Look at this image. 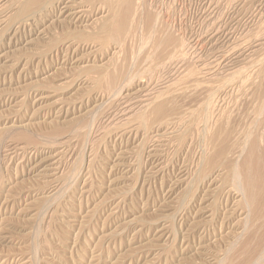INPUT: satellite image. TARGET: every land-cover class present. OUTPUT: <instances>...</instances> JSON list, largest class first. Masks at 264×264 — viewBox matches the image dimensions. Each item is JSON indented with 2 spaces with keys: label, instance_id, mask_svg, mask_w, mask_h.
<instances>
[{
  "label": "rangeland",
  "instance_id": "rangeland-1",
  "mask_svg": "<svg viewBox=\"0 0 264 264\" xmlns=\"http://www.w3.org/2000/svg\"><path fill=\"white\" fill-rule=\"evenodd\" d=\"M144 1H146V2H144ZM148 1V2H147ZM157 1V2H156ZM227 1V2H226ZM251 2H248V0H244V3L247 5H245L244 3H243V0H142V2H143V4L145 3V5H144V7H145V9L147 10V8L149 7V8H151L150 10H151V12H156V11H158V12H156V14H158V16L160 15V17H161V15H162V17H163V15H164V17H163V19L165 18V21L164 20H162L161 19V21H162V24L165 26V24H166V28L168 29V28H171L170 30L171 31H173V35L175 34V36L180 40V42L182 43V45H183V47H184V49H182V53H183V50H185V53H183V55H185V57L184 58H181V60L180 61H175L174 62V65H172V64H169V65H163V69H161V68H159V69H157L156 71H157V73H156V71H154L153 73H151V74H155L154 76L153 75H151V74H149L148 75V73H146L145 72V74L147 75H145V74H143L144 72H142L143 70H144V68L146 69V67H148L147 65L150 63V62H147L148 60H146L145 58H143L144 60H142V56H140V55H143V54H145V53H142V47H140L141 45H142V42H141V40H140V38H139V31L137 32L138 33V35L137 34H135V37L136 38H138L139 39V42H138V45H137V40L134 38V36H133V38L132 39H130L132 42H127V47L129 48V47H131V45H132V47L131 48H129V49H127V51L128 52H130V51H132V52H130L131 54V56H129L128 54V52L127 51H125L126 53H127V55H126V53H124V55H126V56H124V63L125 62H128V61H126V59L128 60L129 59V62H128V64L127 63H125V65H126V67H124V72L126 71L127 73H125L124 74V77L126 78L127 76H129V75H127V74H129V73H131V70L133 69V70H135L136 72H138V71H140V74H142L141 76H145V77H141L143 80L141 81L140 80V85L139 86H136V85H134V83H132L133 85H131L132 87H131V89H130V87L129 88H126L127 89V92H124L125 94H123V95H126V99L124 98L121 102H115L114 100L116 99V101L119 99L117 96H115V92L116 91H109L108 93H107V91L105 90H101V92H100V94L98 95V97H97V94H96V96L95 97H97L96 98V100H95V102H93L92 100L90 101V102H88V100L86 99V95H89V94H85L84 93V95H83V92L85 91V89L83 90L81 87H79L78 89H79V91L80 92H82V93H80L78 90L77 91H75V92H71L70 90L68 91H62V89L60 88V84L61 85H63V84H65L64 82H70L71 81V78H74V72H73V69H72V67H73V65L71 66V65H69L71 62H70V60H72L71 58H69V56L68 55H70L71 57H73V51L72 50H69V54H65V53H58V54H55V53H53V54H49L48 52H47V54L45 53H43L45 56H46V58L47 59H45V56H43V54L41 55V52H39V53H37L38 52V50H41V48H44L45 46H46V42H43L42 40H40V42H39V39L38 38H40V37H38V36H42L43 35V33L42 34H40V29H41V31H42V28H35L34 26H31V25H28V26H24L25 27V29L23 28V27H21V28H19V27H17V25H15V26H13L12 28L11 27H9V28H11V30L8 28L7 30H6V33H4V35L2 36L3 37V39H1V41H0V51H1V49H2V46H3V49H2V51L0 52V129H6V128H8L9 126L10 127H12V126H14L13 127V129H11V130H17V129H19L20 127H24V129H27L31 134H33L34 136H35V138L38 136L39 138V140L37 141V142H39V143H42V144H40L39 145V143H37V142H35L33 145H34V147H32L33 145L31 144H28V143H26V142H23L22 140H18V139H16L15 141H14V139L15 138H13V136L10 134V135H8V136H6V140H2V143H1V146H5V145H9V144H11V153L9 152V154L8 155H10V156H7L8 158H6L5 160H2V159H4V158H2L1 159V157H0V198H2L1 196H6L7 195V193H8V195L10 194V192H12L13 194H16L17 192V194H18V196L17 197H20V198H17L16 197V200H15V204H13V206H11V203L9 204L8 203V207H7V209H6V211H0V218L2 219H6L5 220V224H3V231L2 232H0V264H3V262H4V264H10V262H11V264H23L26 260V264H30L31 262H33L32 264H40V263H42V264H47L46 263V261L47 260H45V259H47V254L45 253V252H47L48 250H42V247H44V245H45V248L47 247H51L50 245H52V249H53V251L52 252H54L55 253V255H58L59 256V258H58V260H54V261H51L49 264H88L87 263V261H90V259H91V257L93 256V257H97L98 255H100V257H99V259H100V261H99V264H109V262H107L106 260H108V259H110V261L112 262L113 261V259L115 258V257H117V256H123L124 257V260H123V263L122 264H129L128 262H126L125 263V261L127 260H130L131 258H132V255L133 254H137V255H139L142 259H137V261H136V263H134V264H150V263H152L153 262V258H154V262H153V264H171L172 262V264H179V261H176V260H179V258L180 257H182V254H185V256H186V258L187 259H189V257H192V252H194V254H193V256L194 257H192V259L190 258L189 259V261L187 262V261H184V263L182 262L181 264H186V262H187V264H199V262H200V260L202 259V261H203V259H204V263H205V261L207 262V264H211V262H209V261H211V259H212V255L213 254H216V253H218L217 251H219V252H221L223 249H224V243H222V246H220L221 245V242H222V240H225V239H221L220 237H223L224 235H226L227 233H229L230 231H232V229L233 228H235L234 226L236 225L237 226V224H238V221L237 220H239V219H237V217H235L237 214H235L234 215V213L232 212L231 213V211H233L234 210V208L232 209L230 206V202H228V200H229V198H226V197H229V195L227 196L226 195V191H227V189H225L226 187H220V181L219 182H215V183H212L213 184V186L211 187V188H209V190H207V192L208 193H206L205 192V194L207 195V196H205V197H203V201H205V202H203V201H201V203H202V205H201V203H200V201L198 202V201H196V199L198 198V196L200 195V193H199V188L201 187V186H196L195 185V187L197 188H195V187H193V190H192V193H191V195H189L188 197H187V199L185 198V203H183V204H181V197L183 196L182 194L184 193L183 191H186V188L189 186V184H191L192 182H194L195 183V180L196 179H194V177L195 178H197V176H198V173H199V170L201 169V166H202V164H201V160H202V155H204V150L206 149V140L204 139H202L201 138V133H200V127H199V124L198 123H196V124H194V125H192L191 126V130L190 131H192V129H194V131H192V132H189V133H187V131L185 132L186 133V135H185V137H187V138H184L183 140H182V142L180 141V143H179V141H178V139L176 138V136H175V138H174V136L172 135V134H170V132H168V134H167V132L165 133V134H162L163 133V130H162V132L160 133V134H162V135H165V136H163V137H165V138H163L162 137V135H157V134H155V133H153L152 131H151V134H150V132H149V134L147 135V134H142V130L140 131L139 129H135V127H133V126H137V120H136V118H135V114H137L139 111H141L142 112V109H141V107H140V105L139 104H142L145 100H147V96H148V94L150 95V94H152V95H150L151 97L154 95L153 93H155V91H158V92H161L162 91V88H163V90H165L167 87V85H165V84H163V83H165L166 82V84L168 83V85H169V83H170V85L174 88V86H175V88H174V90H176L177 88L179 89V91L181 90L182 91V89L184 90V91H182V92H179L178 90V92L180 93V94H183V99H181V98H179V96H180V94L178 95V93H177V97L176 98H174L173 100H178V99H180V100H178V102L179 101H181V102H177L179 105H177V103H176V101L174 102L173 100H171V101H173V103L172 102H170V98H173V97H175V94H174V96L173 97H170V98H168L169 100H167V102L168 103H170L171 104V106L170 107H172V105H173V108H172V112H171V114H172V116H169V118L170 119H172L170 122L172 123V124H174V123H177L178 122V120H181L180 119V117L179 116H181V118H183L182 120H186V117L188 116L187 115V113L189 114L190 112L189 111H193V110H195L196 109V106H199V104H201L202 102L200 101V100H202L203 101V99H204V97H206V95L208 94V92L210 91V90H215V89H218V88H221L222 90H223V88H224V91H223V93L222 92H220V93H218L216 96L214 95V101L216 100V104L218 105L219 104V107L216 105L215 107H214V105H213V109L215 110V116H214V118L212 119V121H210L209 122V125H208V127H210L209 129H213V126L215 127L216 126V124L215 123H217V121L219 120V119H217L218 117L219 118H221L222 119V117L224 118V119H222V121L221 122H219L218 121V123L220 124V126L219 127H221L222 129H224V131H226L227 133H228V139H227V141L229 142V143H227V144H229V148H231V150L233 151H229L230 152V155L228 154V159H230L231 161H233L235 158H237L238 156L237 155H239V144H240V142H241V140H242V133L244 132V129H245V126H247V125H244L245 123H247L248 122V120H249V117H251V116H249V114H252V110H253V108H254V105H255V103H256V100H257V95H259V94H263L264 92V90H263V88H264V84H262V83H264V76H262V75H264V74H260V73H264V71L263 72H261L262 71V69L264 68V57L262 56V55H264V24H263V19H264V0H250ZM153 2H156V5H155V3L153 4ZM234 2V3H233ZM240 2V3H239ZM147 3H149V4H147ZM250 3H252V4H250ZM246 6H244V5ZM146 5H148V6H146ZM151 7H150V6ZM152 6H154V7H152ZM158 8H157V7ZM242 6H244V8L247 10V11H245L244 10V8H243V10H242ZM154 8V9H153ZM167 8V10L168 11H170V9L172 10V11H170V12H168L167 10H165ZM237 8V9H236ZM163 11H162V10ZM149 10V9H148ZM149 10V11H150ZM154 10V11H153ZM156 10V11H155ZM159 10H160V12H159ZM165 10V11H164ZM242 10V11H241ZM162 11V12H161ZM172 12V13H171ZM251 12V13H250ZM160 13H162V14H160ZM163 13H165V14H163ZM166 13H167V15H166ZM221 13H222V16H221ZM246 13V14H245ZM171 15V16H170ZM168 16V17H167ZM263 16V17H262ZM161 17V18H162ZM167 17V18H166ZM170 17H172V18H170ZM169 19H173V20H169ZM259 19V20H258ZM263 20V21H262ZM172 21V22H171ZM257 21H260V22H257ZM262 21V22H261ZM166 22V23H165ZM174 23V24H173ZM257 25H256V24ZM214 25V26H213ZM216 25V26H215ZM173 26V27H172ZM29 27H31V32H29V30H30V28ZM33 27V28H32ZM212 27V28H211ZM18 28V29H17ZM29 28V29H28ZM34 28H35V30H34ZM173 28H174V30H173ZM214 28V29H213ZM16 31H15V30ZM27 29H28V31H27ZM36 29H39L38 30V32H36ZM215 29H217V30H215ZM253 29H255V30H253ZM211 30V31H210ZM260 30V31H259ZM14 31V32H13ZM217 31H219V32H217ZM249 31V32H248ZM261 31H262V33H261ZM18 32V33H17ZM29 32V33H28ZM34 34H33V33ZM251 32V33H250ZM253 32V33H252ZM256 34H255V33ZM15 33H16V35H15ZM32 33V34H31ZM210 33V34H209ZM217 35H216V34ZM252 34V37L254 36L255 38H257V40H255V38L253 37H251V35L250 34ZM14 34V36H12ZM19 34H21V35H19ZM29 34H31V35H29ZM209 34V35H208ZM254 34V35H253ZM258 34V35H257ZM261 35V37L262 38H260L259 36ZM215 35V36H214ZM244 35H245V37H244ZM246 35H248L247 37H246ZM255 35H257V36H255ZM10 36H12V37H10ZM29 36H31V37H29ZM33 36V37H32ZM138 36V37H137ZM217 36V37H216ZM8 37V38H7ZM16 37H17V39H16ZM34 37H35V39H34ZM191 38H193V39H191ZM247 38H249V39H247ZM31 39H34V42L32 43L31 41ZM37 39V40H36ZM235 39H236V42H235ZM253 39H254V41H255V43H254V41H253ZM259 39V40H258ZM260 39H262L261 41H260ZM11 42H13V43H11ZM19 40H20V42H19ZM29 40H31V41H29ZM36 40V41H35ZM134 40H135V42H136V44H135V42H134ZM245 40H247V41H245ZM28 41H29V43L31 42V44H29L28 43ZM37 41H38V43L40 44H38L37 43ZM243 41V42H242ZM244 41L246 42V43H244ZM8 42H10V44H7ZM36 42V43H35ZM234 42V43H233ZM252 42V43H251ZM258 42H259V44H258ZM4 43H6V45L4 44ZM16 43H18V44H16ZM29 44L28 46L26 45V44ZM41 43H43V47L41 46ZM130 43H131V45H130ZM235 43H236V45H237V47H236V45H235ZM239 43H241V44H239V45H242V46H239L238 44ZM250 43H251V45L253 46V43L255 44L254 45V47H252V50H251V46H250ZM26 45V46H23V45ZM36 44H38L39 45V47H38V45L37 46H34V45H36ZM141 44V45H140ZM233 45V47H234V45H235V47L234 48H236V49H241V55L238 57V56H236L239 60H237L236 59V57H235V55H234V51H233V47H232V45ZM243 44H245V45H243ZM248 44V45H247ZM258 44V45H257ZM263 44V45H262ZM11 45V46H10ZM16 45V46H15ZM45 45V46H44ZM134 45H136V46H134ZM189 45H190V47H189ZM231 45V46H230ZM20 46H22V47H25V48H27L28 47V50H30V54L27 56L26 54H24L23 53V51L22 52H19L18 53V51H21L22 50V47H20ZM40 46H41V48H40ZM140 47V48H138L137 50H133V47H134V49H136L137 47ZM143 46V45H142ZM246 46V47H245ZM256 46V47H255ZM258 46V47H257ZM31 47V48H30ZM182 47V48H183ZM231 47V48H230ZM245 47V48H244ZM16 48H17V51H14L13 49H15L16 50ZM18 48L20 49V50H18ZM39 48V49H38ZM187 48H190V49H192V51L190 50V49H187ZM253 48H257L256 50H255V52L253 53ZM259 48H262V49H259ZM6 49L8 50V51H6ZM35 49H37L36 51H35ZM131 49V50H130ZM230 49V50H229ZM231 49H232V53H231ZM248 49V50H247ZM10 50H13V52L12 51H10ZM145 50V49H144ZM143 50V51H144ZM187 50H188V52L189 51H191V52H189V54H186V52H187ZM242 50H244V51H242ZM32 51V52H31ZM133 51H134V53H133ZM138 51V52H137ZM141 51V52H140ZM249 51H251V52H249ZM257 51V52H256ZM5 52H6V54H8L9 52H10V54H8V55H6L5 54ZM8 52V53H7ZM13 54H12V53ZM37 53V54H34V53ZM51 52V51H50ZM89 52V51H88ZM137 52V53H136ZM187 52V53H188ZM244 52V53H243ZM259 52H261V54L259 53ZM15 53H16V55H15ZM18 53V54H17ZM20 53H21V57L19 58L18 57V55L20 56ZM83 53H85V56H84V54ZM136 53V54H135ZM140 53V55H138ZM229 54V55H226V54ZM233 54V55H231V54ZM32 54H34V56L32 55ZM40 54V55H39ZM73 54V55H72ZM76 54V53H75ZM83 56H84V58H88V59H90V60H92L93 58L92 57H94V55H90V54H92V53H87V52H82L81 53ZM86 54H88L87 56H86ZM135 54V59H133V55ZM191 54V55H190ZM254 54H256L255 56H254ZM10 55H13V56H10ZM30 55H31V57H30ZM35 55H37V56H35ZM39 55V56H38ZM53 55V56H52ZM59 55V56H58ZM64 55V57H62ZM82 55H80V56H82ZM91 57H90V56ZM123 55V54H122ZM137 55V56H136ZM194 55V56H193ZM196 55V56H195ZM224 55V56H223ZM225 55H226V57H225ZM245 55V56H244ZM252 55V56H251ZM258 55V56H257ZM2 56V57H1ZM7 56H9V57H7ZM25 56V57H24ZM42 57L41 59H39V57ZM66 56V57H65ZM83 56L81 57V58H83ZM90 58H89V57ZM133 56V57H132ZM144 56V55H143ZM192 58H191V57ZM246 57V58H244V57ZM10 58L9 60L7 59V58ZM17 57V59H14V58H16ZM27 57V58H26ZM32 57H33V60H32ZM37 58V59H35V58ZM51 57L52 58H54V59H51ZM68 57V58H67ZM95 57L96 58H94L93 60H94V64H97V65H100L101 64V62H99L100 61V58H99V56H98V58H97V55L95 54ZM126 57V58H125ZM128 57H130V58H128ZM141 59V63H139V62H137V59H139V58ZM187 57H190L189 58V60L187 59ZM228 57V58H227ZM233 57V59H231V58ZM241 57H243V58H241ZM254 57V58H253ZM64 58H66V59H64ZM79 58V57H78ZM83 58V59H84ZM137 58V59H136ZM225 58H227V59H225ZM241 58V59H240ZM252 58V60H250ZM23 61H22V60ZM26 61H25V60ZM56 59V60H55ZM68 59V62H66V60ZM96 59L98 60L97 62H96ZM102 59H104V58H102ZM134 60L133 61V63H131V60ZM139 59V60H140ZM183 59V60H182ZM185 59H187V60H185ZM201 59V60H200ZM225 59V60H224ZM236 59V60H235ZM243 59V60H242ZM246 59H247V61H248V63L250 64V66L248 65V63H246L247 61H246ZM17 60V61H16ZM29 62H28V61ZM59 60V61H58ZM93 60L91 61V62H93ZM136 60V61H135ZM205 60V61H204ZM229 60H231V61H229ZM233 60V61H232ZM19 61V62H18ZM52 61H55L54 63L56 64V63H58V65L56 64H54ZM63 61V62H62ZM147 62V64H145V62ZM182 61H187L186 63L184 62H182ZM198 61V62H197ZM201 61H202V63H201ZM206 61H208V65L206 66ZM212 61H214L215 63L217 62V63H220V64H215L214 62H212ZM221 61H223V62H221ZM227 61V62H226ZM237 61V63H235ZM240 61H244V63L243 62H240V64H239V62ZM246 61V62H245ZM10 62H12V63H10ZM14 62H16V63H14ZM26 62H28L27 64H25ZM45 62V63H44ZM61 64H60V63ZM66 62V63H65ZM138 64V67H136V63ZM177 62V63H176ZM182 62V63H181ZM190 62V63H189ZM213 64H212V63ZM229 62V63H228ZM230 62H231V64H230ZM17 63H20V64H17ZM50 65H49V64ZM52 63V64H51ZM68 63V64H67ZM176 63V64H175ZM178 63L180 64L181 63V65L183 66V64H184V67L182 68L183 70H184V68H186L185 70H187L188 68H189V65L188 64H191V63H196L197 64V66H195L196 67V69H197V71L199 70L197 67H199L200 68V66H202V64H203V67H201L200 68V71L199 72H197V74L194 72V70H196L195 69V67L193 66V64L192 65H190V67H192L190 70H191V72H194V75L193 74H190V71L189 70H187L188 71V73L187 74H189V75H192V76H196V75H198V73H200V75L201 74H203V73H208L209 71L211 72H209L207 75H205V74H203V75H201V76H196V77H199V78H197V82H200V83H206V82H208L207 83V86H208V88H209V91H208V88L206 87V84L204 85L203 83V86L201 87V85H200V83H196V82H192V81H190V79H187V78H189V76H187V74H185V70L184 71H182V69L180 70V68H181V65H180V67H178L177 68V66H178ZM199 63V64H198ZM206 63V64H205ZM225 63V64H224ZM226 63H227V67H225V65H226ZM235 63V64H234ZM243 63V64H242ZM252 63V64H251ZM13 64H16L15 66L13 65ZM24 64V65H23ZM129 64H130V66H129ZM131 64H135V65H131ZM142 64H144V66L142 65ZM185 64H187V66L185 65ZM196 64H194V65H196ZM201 64V65H200ZM205 64V65H204ZM215 64V65H214ZM222 64V65H221ZM224 64V65H223ZM232 65L231 66V68H230V65ZM239 64V65H238ZM245 64H246V66H245ZM254 64V65H253ZM8 65V67L9 68H7L6 66ZM14 66V68L12 67V66ZM19 65V66H18ZM51 66V68L49 67V66ZM209 65H211V66H209ZM236 66V67H238L239 69H240V71H238V68L236 69V67L235 68H233V66ZM242 65V66H241ZM244 65V66H243ZM248 65V66H247ZM259 65V66H258ZM4 66L5 68H7V69H5L4 67L2 68V67ZM24 66V67H23ZM27 66V67H26ZM48 66V67H47ZM58 68H56V67ZM64 66H66V68H67V70H66V68L64 67ZM130 68H129V67ZM164 66H167V67H165L164 68ZM169 66V67H168ZM170 66H173V67H170ZM176 66V67H175ZM207 68H205V67ZM217 66V67H216ZM228 66H229V68H228ZM252 66H253V69L254 70H256L255 72H257L255 75L253 74V73H255L251 68H252ZM256 68H255V67ZM11 67H12V69H11ZM24 69H23V68ZM26 67V68H25ZM62 69H61V68ZM63 67H64V70L66 71V72H64V70H63ZM142 67H144V68H142V70H141V68ZM210 67V68H209ZM213 67H215V68H213ZM224 67V70L222 69ZM242 67H243V69H242ZM262 67V68H261ZM49 68V69H48ZM56 68V69H55ZM60 68V69H59ZM71 68V69H70ZM75 68V67H74ZM126 68H128V69H126ZM138 70H137V69ZM166 68H170V70H168V69H166ZM173 68V69H172ZM174 68H175V70H174ZM214 70V71H217V72H214L212 69ZM221 68V69H220ZM225 68H228V69H225ZM246 68V69H245ZM251 70H249V69ZM258 68H260V69H258ZM2 69V70H1ZM4 69V70H3ZM10 69V70H9ZM126 69V70H125ZM140 69V70H139ZM165 69V70H164ZM177 69V70H176ZM194 69V70H193ZM210 69V70H209ZM220 69V70H219ZM231 69V70H230ZM232 69L233 70H236L237 72H239V73H236L234 76H238V78H236L235 80H234V82H236V84L233 82V78H231V76H232V73L234 74L236 71H232ZM247 69H248V71H247ZM13 70V71H12ZM54 70L56 71H58L59 72V70H61L60 72H59V74L57 75V73L58 72H56V74L54 73ZM69 70V71H68ZM133 70H132V73L131 74H133L134 72H133ZM159 70V71H158ZM164 70V71H163ZM203 70V71H202ZM241 70H242V73H240L241 72ZM245 72H244V71ZM258 70V71H257ZM264 70V69H263ZM72 72V76H71V72ZM74 71L76 72L77 70L76 69H74ZM130 71V72H129ZM161 71H163L162 73H161ZM174 71V72H173ZM206 71V72H205ZM213 71V72H212ZM224 71V72H223ZM227 71H230V72H228V74H226V72ZM232 71V72H231ZM250 71V72H249ZM53 72V73H52ZM159 72H160V74H159ZM170 74H173V75H170ZM178 72V73H177ZM202 72V73H201ZM219 72V73H218ZM247 72V73H246ZM253 72V73H252ZM63 73H66L65 75L63 74ZM74 73V74H73ZM174 73H177L176 75L174 74ZM180 73H182V74H180ZM185 74V76L187 77V78H185V76H184V74ZM212 73H214V74H212ZM216 73H218V74H216ZM249 73V74H248ZM26 74V75H25ZM164 74H166V75H164ZM169 74V75H168ZM212 74V75H211ZM215 74L217 75V76H215ZM238 74H241V75H238ZM23 75V76H22ZM53 75V77H51ZM55 75H57V76H55ZM63 75V76H62ZM161 75H162V77H161ZM180 75H181V77H182V75H183V77L181 78L180 77ZM228 75V76H227ZM248 75V76H247ZM26 76V77H25ZM28 76H30L29 78H27ZM32 76H34V77H32ZM59 76H61L62 77V79L60 80V79H57V78H59ZM160 76V78L162 79V80H159V77ZM167 76V77H166ZM175 76H176V78H175ZM179 76V78H177ZM202 76L205 78V80H203L202 79ZM206 76V77H205ZM209 76H211L212 78H214V76H215V78H214V81L212 82V78L211 77H209ZM245 76H247V77H245ZM253 76H255V78L253 77ZM259 78V79H257V77ZM263 79V80H261V78ZM25 77V78H24ZM56 77V79H54ZM60 77V78H61ZM67 77V78H66ZM124 77H122V78H124ZM152 77V80H150V79H148V78H151ZM153 77H154V79H153ZM156 77V78H155ZM170 77V78H169ZM195 77V78H196ZM218 77L219 78H221L220 79V83H219V79H218ZM222 77H223V79H222ZM225 77V78H224ZM230 79H229V78ZM241 77V78H240ZM243 77H245V78H243ZM253 79H252V78ZM21 78H22V80H21ZM27 78V79H26ZM140 78V79H141ZM166 78V79H165ZM177 79V80H175V79ZM231 81V82H233V85H232V83L230 82V81H228V79ZM243 78V79H242ZM247 78H248V81H247ZM251 78V79H250ZM52 79H54V81L52 80ZM156 79V83H157V85H155L156 83L154 82V80ZM170 79V80H169ZM181 79V80H180ZM183 79V80H182ZM184 79L186 80V81H184ZM200 81H199V80ZM206 79H209V80H206ZM212 79V80H211ZM216 79V80H215ZM218 79V80H217ZM225 79H227V80H225ZM242 79V80H241ZM244 79L246 80V84L244 83L245 81H244ZM26 82H25V81ZM36 80L38 81V82H40V80L42 81V82H40V83H43V82H46V88H43L44 89V93H43V96H45L46 97V99L45 100H43V101H39V98H40V96L38 97L37 95H38V93L39 92H36L35 91V89H33L32 90V88H31V92H30V89L28 88V86H29V82H31V83H33V81L34 82H36ZM44 80V81H43ZM49 80H51V81H49ZM57 80V81H56ZM60 80V81H59ZM65 80V81H64ZM164 80V81H163ZM166 80H169V82L168 81H166ZM173 80V81H172ZM178 80H180V81H178ZM211 80V81H210ZM240 80H241V82H240ZM254 81L253 83H252V81ZM255 80H257L256 81V83H255ZM23 81H24V83H23ZM49 81V82H48ZM59 81V82H58ZM64 81V82H63ZM145 81H147V82H145ZM152 82L155 86L154 87H151V86H153L152 85V83H150V82ZM162 81V82H161ZM173 83H172V82ZM177 81V82H176ZM181 81H184V82H186L185 84L187 85H184V82H182L183 84H182V89H180L178 86H177V88H176V85H180L181 84ZM187 81H189V82H191V83H189V84H199L200 85V88L202 89H204L205 88V91H201V89L198 87V89H194L193 87H191L190 85H188V83H187ZM217 81V82H216ZM228 82V83H226V82ZM244 81V82H243ZM259 81V82H258ZM20 82V83H19ZM47 82L48 83H50V84H52L53 85V83L54 84H56V85H53V87L54 86H59V88H60V92L58 91V89L59 88H57V92H56V87H55V89H53V92H52V85H51V89L49 88V86H50V84H47ZM53 82V83H52ZM148 82H149V85H148ZM210 82V83H209ZM211 82L212 83H214L215 85H213V84H211ZM243 82V83H242ZM146 83V84H145ZM180 83V84H179ZM218 83V84H217ZM222 83H224L223 85H222ZM227 84V87L225 86L226 84ZM248 83H250V84H248ZM254 84V85H252V84ZM20 84V85H19ZM23 84V85H22ZM27 85V86H24V85ZM45 84V83H44ZM161 86H160V85ZM192 84V86H194ZM213 86H211V85ZM219 86L218 88H217V85ZM220 84V85H219ZM230 84V85H229ZM238 84V85H237ZM240 84V85H239ZM243 84V85H242ZM245 84V85H244ZM144 85V86H143ZM151 85V86H150ZM165 85V86H164ZM169 85V86H170ZM174 85V86H173ZM222 85V86H221ZM236 85V86H235ZM246 85L248 86V87H246ZM251 85V86H250ZM20 86V87H19ZM164 86V87H163ZM168 86V87H169ZM170 86V87H171ZM188 87L187 89H184L183 87ZM198 86V85H197ZM205 86V87H204ZM216 88H215V87ZM232 86V87H231ZM240 86V87H239ZM244 86V87H243ZM24 87H25V89H24ZM28 89H27V88ZM84 87V86H83ZM145 90V91H148V92H146L145 94H144V90H141L142 88ZM158 87V89L156 90V88ZM185 87V88H186ZM210 87H211V89H210ZM225 87H226V89H225ZM235 87V88H234ZM238 87V88H237ZM253 87V88H252ZM135 88H136V91H135ZM147 88V89H146ZM149 88H151V90L149 89ZM190 88H192V89H194L193 91H194V93H193V91H191V89ZM230 88V89H229ZM233 88V89H232ZM237 88V89H236ZM240 88H242L241 90H240ZM246 88H249V89H246ZM250 88H252V89H250ZM16 89H18L19 91H17ZM21 89V90H20ZM23 89L24 90H27L26 91V93H28L27 95L25 94V92L23 91ZM48 89V90H47ZM152 89H154L155 91L153 92L152 91ZM200 89V90H199ZM202 89V90H203ZM206 89H207V91H206ZM255 89H256V91H255ZM16 90V91H15ZM47 90V91H46ZM50 90H51V92H50ZM87 90V89H86ZM130 90V91H129ZM137 90L138 91H140V92H137ZM187 90V91H186ZM191 91L190 92V94L191 93H193V97H192V95H187L189 92L188 91ZM199 90V91H198ZM236 90H238V94H240V95H238V94H235L237 91ZM245 90V91H244ZM249 90V91H248ZM49 91V92H48ZM57 93V94H55V92ZM104 91V92H103ZM232 91V92H231ZM241 91V92H240ZM248 93H247V92ZM250 91H252L251 93L253 94V95H251L250 94ZM254 91V92H253ZM67 92H70V93H67ZM86 92V91H85ZM130 92V93H129ZM132 92H134L133 94L135 95H131V93ZM152 92V93H151ZM187 95V97H188V99H187V101H186V99L185 98H187L186 97V95L184 96V93ZM196 92V93H195ZM201 92V93H200ZM204 92H205V94H204ZM228 92H230V93H228ZM240 92V93H239ZM24 93V94H23ZM54 93V94H53ZM72 93H74L75 95H77L76 97H75V95L74 94H72ZM110 93H112V94H110ZM114 93V94H113ZM142 95H141V94ZM157 93V92H156ZM156 93H155V95H156ZM197 93H199V95L197 94ZM222 93V94H221ZM247 93V94H246ZM59 94V95H58ZM66 94H69L70 95V97H72V99L69 97V95H66ZM105 94V95H104ZM202 94H204L203 96H202ZM225 94H226V96H225ZM244 94V95H243ZM26 95V96H25ZM63 95V96H62ZM104 95V96H103ZM109 95V96H108ZM139 97H138V96ZM143 95H145L144 97H143ZM198 95V96H197ZM223 97H222V96ZM227 95H228V97H227ZM232 95V96H231ZM235 95H238V97H240L241 95V98H239V100L235 97ZM255 95V96H254ZM59 96V97H58ZM61 96H62V98H61ZM68 96V97H67ZM76 98V101H75V98ZM103 96V97H102ZM108 96V97H107ZM111 96V97H110ZM130 96V97H129ZM135 98H134V97ZM182 96V95H181ZM219 96V97H218ZM231 96V97H230ZM253 96H254V98H253ZM65 97V98H64ZM94 97V96H93ZM101 97V98H100ZM104 97H107V98H104ZM109 97H110V99H109ZM128 97V98H127ZM146 97V98H145ZM190 97L191 98H195V100L194 99H190ZM218 97V98H217ZM225 97V98H224ZM242 97H244L243 99H242ZM246 97V98H245ZM38 98V99H37ZM43 98V97H42ZM66 98H68L67 100H66ZM102 98H103V100H102ZM113 98H115V99H112ZM140 98H141V100L143 99V101H138L137 99H139L140 100ZM196 98L199 100H197L196 101ZM220 98V99H219ZM16 99V100H15ZM24 99H25V102L26 103H24ZM67 101H65V100ZM71 99V101H69ZM228 101H227V100ZM235 99H237V101H239V102H237V101H235ZM76 102V103H74V101ZM78 100H79V102L81 103H79L78 102ZM82 100V101H81ZM106 100V101H105ZM127 100V101H126ZM128 100H129V105H128ZM134 100H135V102H136V100H137V102H136V106H135V102H134ZM182 100H184V101H182ZM196 102H194V101ZM218 100H221V101H218ZM223 100V101H222ZM243 100V102L241 103V101ZM246 100V101H245ZM12 101V102H11ZM20 101H22V102H20ZM112 101H114V102H112ZM133 102V103H130V102ZM185 101H186V103H185ZM188 101H189V103H191V104H189L188 103ZM191 101H193V102H191ZM218 101V102H217ZM225 101V102H224ZM231 101V102H230ZM232 101L235 103V104H233L232 103ZM250 101H251V103H250ZM18 104H17V103ZM39 102H40V104H39ZM69 102H71L70 104H69ZM84 104H83V103ZM108 102V103H107ZM125 102V103H124ZM198 102V103H197ZM201 102V103H200ZM222 102V103H221ZM245 102H246V107H244V106H242V105H245ZM29 103V104H28ZM75 104V106L73 107V105ZM95 103V104H94ZM110 103H112V106H110ZM138 103V104H137ZM195 103V104H194ZM236 103H237V105H236ZM238 103H239V105H238ZM254 105H253V104ZM20 104V105H19ZM21 104L23 105V106H21ZM34 104V105H33ZM89 104V105H88ZM91 104V105H90ZM99 104V105H98ZM105 104V105H104ZM108 104V105H107ZM117 104H118V106H117ZM120 104V105H119ZM125 104H127V105H125ZM169 104V105H170ZM176 104V105H175ZM181 104V105H180ZM198 104V105H197ZM221 104V105H220ZM233 104V105H232ZM249 104V105H248ZM14 105V106H13ZM17 105V106H16ZM24 105H28L27 107H25ZM38 105V106H37ZM70 105V106H69ZM83 105H86V106H83ZM116 105V106H115ZM125 105V106H124ZM131 105H134V106H131ZM177 106V107H175V106ZM183 105V109L182 108H180L181 106ZM187 106V108H186V106ZM188 105L190 106V108L191 107H193V106H195L194 108L195 109H193L192 110V108L190 109V108H188ZM224 105H228V107H229V105H230V107H229V109H228V107H224ZM235 105V106H234ZM248 105V106H247ZM251 105V106H250ZM253 105V106H252ZM16 106V107H15ZM82 108H81V107ZM105 106H107V108H110L111 110L112 109H115V110H112V111H110V110H108ZM110 106V107H109ZM121 106V107H120ZM127 106V107H126ZM180 106V107H179ZM185 106V107H184ZM225 108V110L226 111H223L224 110V108ZM236 106H238V107H240V108H242V109H237L236 108V110H237V112L235 113V107ZM25 107V108H24ZM92 107H95L94 108V111H93V108ZM103 107H105V108H103ZM114 107H116V108H114ZM120 107V108H119ZM139 107V108H138ZM179 107V108H178ZM245 109H244V108ZM73 108V109H72ZM75 108V109H74ZM92 109V112H91V109ZM137 108V109H136ZM177 108V109H176ZM188 109L187 111H185L184 109ZM215 108H217V109H215ZM251 108V109H250ZM19 109H20V111H19ZM25 109V110H24ZM77 109V110H76ZM82 109H85V111L86 112H88V114L86 113L85 114V111H82ZM104 109H107V110H104ZM120 109V110H119ZM131 109V111L130 112H133L132 114H130V116L131 115H133V116H131V117H125L124 116V114H126V112H129V110ZM140 109V110H139ZM175 109L176 110H180L179 112L178 111H175ZM249 110V112L248 111H246V110ZM74 110V111H73ZM99 110H100V113H99ZM117 110V111H116ZM230 110V111H229ZM251 110V111H250ZM77 111V112H76ZM79 111H81V112H79ZM104 111H106L105 113H104ZM107 111H109V112H107ZM121 111H123V113H121ZM138 111V112H137ZM222 111V112H221ZM228 111V112H227ZM233 113H232V112ZM242 111V112H241ZM243 111H244V113H243ZM82 112H84V113H82ZM91 112V113H90ZM174 112H178L177 113V115H179V114H183L184 115V117L182 116V115H179V116H177L176 115V113H174ZM184 112H185V114H184ZM217 112V113H216ZM221 112V113H220ZM230 112V113H229ZM238 112H240V115L238 116L237 114H239ZM246 112V113H245ZM248 112V113H247ZM90 113V114H89ZM106 113H108L107 115H106ZM110 113V114H109ZM223 113H225V115L223 114ZM231 113L234 115H231ZM243 113V114H242ZM66 114V115H65ZM93 114H96V115H93ZM115 114V115H114ZM116 114H120L119 116L117 115L116 116ZM173 114H174V116L176 115V117H174L173 116ZM227 114H228V116H227ZM229 114H230V116H229ZM235 114H236V116H235ZM247 114V115H246ZM77 115H79L80 117H84L82 120H80L79 119V121H77V119H74ZM82 115V116H81ZM105 115H106V117H105ZM110 115H111V117H110ZM186 115V116H185ZM219 115V116H218ZM220 115H221V117H220ZM225 117H228V118H225ZM243 115L244 116H246V117H243ZM99 116V117H98ZM116 118H115V117ZM216 116H218V117H216ZM241 116V117H240ZM249 116V117H248ZM67 117V118H66ZM98 117V118H97ZM108 117V118H107ZM113 117H114V119H113ZM118 117V118H117ZM133 117H134V119L136 120V123H134L133 122ZM173 117L174 118H177V119H174V121H173ZM230 117H232V118H230ZM238 117H240V118H238ZM70 118H72V119H74L75 120V123H73L72 125H75V126H72L71 125V127L69 128V130L67 129V131L65 132L66 133V135H64V134H62V135H60V137L59 136H57V137H55L52 141L48 138V136L45 134V126H48L49 125V123H50V126H52L53 125V123L55 122V121H58V123H62L63 124V122L64 121H67L68 119H70ZM94 118V119H93ZM97 118V119H96ZM104 118H106V119H104ZM109 118H111V119H109ZM120 118V119H119ZM121 118H123L124 120L125 119H127V121H124L123 119H122V121H121ZM128 118H130V119H128ZM216 118V119H215ZM235 118V119H234ZM243 118H245V119H243ZM59 119V120H58ZM63 119H65V120H63ZM84 119H85V121H84ZM90 121H89V120ZM101 119V120H100ZM117 119H119L120 121H118ZM131 119H133V120H131ZM227 121H226V120ZM231 119V120H230ZM236 120V121H233V120ZM238 119H240L239 121L240 122H238ZM243 119V120H242ZM246 119H248L247 120V122H244V121H246ZM61 120V121H60ZM63 120V121H62ZM71 120V119H70ZM88 120V121H87ZM96 120H97V122H96ZM103 120V121H102ZM108 120V121H107ZM130 122H129V121ZM134 120V121H135ZM214 120H215V123H214ZM223 120L224 121H226V122H223ZM93 121L95 122V123H93ZM99 121V122H98ZM107 121V122H106ZM230 121V122H229ZM234 123H233V122ZM250 121V120H249ZM78 122H80L81 124H82V126H81V128L83 127V126H87V130L86 129H81V128H79L80 127V123H78ZM83 122H85V124L83 125ZM87 122V123H86ZM104 122V123H103ZM112 122H114V123H112ZM118 122L120 125H124L125 126V124H126V127H124V126H119V124L117 125L116 123ZM124 122V123H123ZM126 122H128V123H126ZM212 122H213V124H212ZM223 122V123H222ZM229 122V124H227ZM238 122V123H237ZM243 124H242V123ZM57 122H55L54 124H56ZM93 123V124H92ZM101 126H103V127H100V125ZM122 123V124H121ZM130 123V124H129ZM170 123V124H171ZM179 123V122H178ZM217 123V126L219 125ZM224 123H225V125H224ZM233 123V124H232ZM239 124L238 126L240 127H237V125L236 124ZM44 124H46V125H44ZM48 124V125H47ZM77 124H78V127H76L77 126ZM87 124V125H86ZM116 125V127H115V125ZM133 124V125H132ZM233 125V126H231V125ZM234 124H235V126L237 127H235L234 126ZM242 124V125H241ZM44 125V126H43ZM98 125V126H97ZM106 125V126H105ZM110 125V127H107V126H109ZM197 125V126H196ZM223 125V126H222ZM226 125H227V127H226ZM244 125V126H243ZM7 126V127H6ZM28 126V127H27ZM94 128H92V127ZM117 126H119V127H121V128H117ZM130 126V127H129ZM170 126V125H169ZM168 126V127H169ZM175 126V125H174ZM3 127V128H2ZM4 127H6V128H4ZM9 127V128H10ZM17 127H19V128H17ZM31 127L33 128L32 130H31ZM35 127H36V129H35ZM38 127H43L42 129L44 130L43 131V133H42V131H40L41 130V128H38ZM45 127V128H44ZM105 127V128H104ZM115 127V128H114ZM122 127H124L123 129H122ZM195 127H197L196 129L198 130H196L195 129ZM224 127V128H223ZM77 128V129H76ZM90 128H92L91 129V133L92 134H90V133H88L89 132V130H90ZM102 129V130H100V129ZM110 128V129H109ZM130 128H132V129H130ZM134 128V129H133ZM35 129V130H34ZM123 131V132H121V130ZM125 129V130H124ZM189 129V128H188ZM187 129V130H188ZM240 129V130H239ZM31 130V131H30ZM72 130V131H71ZM76 130V131H75ZM78 130H80V131H78ZM85 130H86V132H87V135H86V137L84 136L85 134L84 133H82V132H85ZM106 130V131H105ZM126 130L128 131L127 133H126ZM132 130V131H131ZM137 130V133L135 134L134 133V131H136ZM184 129H182V131H183ZM230 132H229V131ZM242 130V131H241ZM71 131V132H70ZM74 131V132H73ZM82 131V132H81ZM116 131V132H115ZM125 131V132H124ZM131 131V132H130ZM181 130L179 131L180 133L182 132ZM233 131V132H232ZM240 131H241V133H240ZM41 132V133H40ZM69 132V133H68ZM76 132V133H75ZM95 132V133H94ZM103 132H106V133H104L103 134ZM119 132V133H118ZM121 132V133H120ZM179 132H177V133H179ZM196 132V133H195ZM200 133L199 135H198V133ZM239 132V133H238ZM40 133V134H39ZM73 133V134H72ZM80 133V135L81 136H79L78 134ZM99 133H100V136H99ZM107 133H108V135H107ZM116 133H118V136H117V134ZM154 135H153V134ZM172 133V132H171ZM77 134V135H76ZM95 134V136L94 137H92L93 135ZM96 134H97V136H96ZM107 136H106V135ZM114 134H116V135H114ZM123 134V135H122ZM129 134H130V136H129ZM136 136H138V137H135V135ZM140 134H142V137H141V135ZM196 135V136H193V135ZM240 134V135H239ZM46 136V138H45V136ZM64 135V136H63ZM71 135H73V136H71ZM83 135V136H82ZM103 135H104V140L102 139V140H100L101 138L100 137H103ZM112 135V136H111ZM153 135V136H152ZM168 135H169V137H168ZM170 135H172V136H170ZM12 136V138H13V142H12V139H10L9 140V138ZM44 136V137H43ZM76 136L77 137H79V140H77L78 138H76ZM106 136V137H105ZM109 136V137H108ZM114 136V137H113ZM121 136H125L124 138H122ZM144 136V137H143ZM149 136H151L150 138H149ZM161 136V137H160ZM189 136V137H188ZM190 136H193V137H190ZM200 136V137H199ZM241 136V137H240ZM82 137V138H81ZM129 137V141H128V138ZM135 137V138H134ZM154 137H156V138H154ZM168 137V138H167ZM195 137V138H194ZM3 138V139H4ZM58 138V139H57ZM70 138V139H69ZM95 138H96V140H95ZM98 138V139H97ZM107 138V139H106ZM113 138V139H112ZM120 138H122V139H120ZM142 138V139H141ZM146 138V139H145ZM160 138V139H159ZM163 138V139H162ZM171 138H174V140L173 139H171ZM190 138V139H189ZM198 138V139H197ZM200 138V139H199ZM37 139V138H36ZM59 139H61V140H59ZM72 139V140H71ZM80 139H81V141H80ZM84 139H85V141H84ZM120 139V140H119ZM134 139H135V141H134ZM148 139V140H147ZM155 141H154V140ZM165 139V140H164ZM166 139H168V140H166ZM231 139V140H230ZM42 140V141H41ZM44 140H45V143H44ZM56 140H59V141H56ZM92 140H94V141H92ZM100 140V141H99ZM109 140V141H108ZM125 140V141H124ZM158 140V141H157ZM162 140V141H161ZM5 141V142H4ZM7 141V142H6ZM22 141V142H21ZM47 141V142H46ZM51 141V142H50ZM70 141H72V142H70ZM75 141V142H74ZM83 141H84V144H83ZM97 141V142H96ZM99 141V142H98ZM113 141H114V143H113ZM116 141V142H115ZM143 141H144V143H145V145H142V144H144L143 143ZM146 141H147V143H146ZM159 141H160V143H159ZM177 141H178V143H177ZM184 141H186V142H184ZM197 141V142H196ZM201 141H202V144H203V146L202 145H200L201 144ZM4 142V143H3ZM21 142V143H20ZM49 142H50V144H49ZM56 144H55V143ZM64 144H63V143ZM78 142H79V144H78ZM80 142H82V144H80ZM86 142V143H85ZM91 142H92V144H91ZM110 144H109V143ZM120 142V143H119ZM124 144H123V143ZM132 142H134L133 143V145H132ZM150 142V143H149ZM154 142V143H153ZM157 142V143H156ZM173 142V143H172ZM195 142V143H194ZM200 142V143H199ZM8 143V144H7ZM23 143V144H22ZM49 145H48V144ZM95 143V144H94ZM112 143V144H111ZM116 143V144H115ZM119 143V144H118ZM130 143H131V145H130ZM142 143V144H141ZM151 143H153V144H151ZM167 143H169L168 145L170 146H168L167 145ZM186 143V144H185ZM191 143V144H190ZM198 143V144H197ZM12 144H13V146H12ZM69 144H71V145H69ZM77 144H78V146H77ZM87 144V145H86ZM99 144V145H98ZM106 144H108V145H106ZM115 144V145H114ZM126 144V145H125ZM137 144H138V146H137ZM142 145V146H140V145ZM146 144H147V146H146ZM179 144L182 146L183 144H184V146L181 148V147H179ZM205 144V145H204ZM227 144H225V146H227L228 147V145ZM16 145V146H15ZM27 145V146H26ZM30 145V146H29ZM35 145H37V146H35ZM39 145V146H38ZM46 145V146H45ZM76 145V146H75ZM89 145V146H88ZM95 145V146H94ZM111 145V148L109 147ZM116 145H117V147H116ZM119 145V146H118ZM121 145H123V147L121 146ZM149 145H150V147H149ZM158 145H160V146H158ZM175 145H178V146H175ZM261 145H263L262 143H261ZM41 146V147H40ZM49 146H54V147H49ZM69 146H72V147H69ZM80 146H81V149H80ZM84 146L88 149H82V147L84 148ZM93 146V147H92ZM96 146H97V148H96ZM108 146V147H107ZM121 146V147H120ZM125 146H126V148H127V150H126V148H125ZM137 146V147H136ZM139 146H140V148H142L141 150H140V148H139ZM143 146H144V148H143ZM188 146H189V148H188ZM194 146H196V147H194ZM201 146V148H199ZM231 146V147H230ZM14 147V148H13ZM17 147V148H16ZM19 147H22V148H19ZM39 147V148H38ZM44 147V148H43ZM46 147V148H45ZM89 147L91 148V149H89ZM95 147V148H94ZM134 147V148H133ZM147 147V148H146ZM159 149H157V148ZM166 148V149H164V148ZM176 147V148H175ZM190 147H192L191 148V150H189L190 149ZM24 148V149H23ZM33 148H34V150H33ZM77 148V149H76ZM94 148V149H93ZM116 148V149H115ZM131 150H130V149ZM138 148H139V151H137L138 150ZM146 148V149H145ZM148 148H150V151L151 152H149V150H148ZM153 148V149H152ZM171 148H172V150H171ZM181 150H179V149ZM202 148H204V149H202ZM17 149V150H16ZM35 149L37 150V152L38 153H36V151H35ZM47 149V150H46ZM75 149V150H74ZM94 151H93V150ZM123 149V150H122ZM133 149V150H132ZM135 149H136V152H135ZM157 149V150H156ZM163 149V150H162ZM175 149H177L178 151H176ZM183 149H186V150H183ZM195 149V150H194ZM199 149V150H198ZM14 150V152H12ZM16 150V151H15ZM24 150V151H23ZM25 150H26V152H25ZM89 150H90V152H89ZM110 150V151H109ZM127 152H125V151ZM145 150V151H144ZM163 152H162V151ZM169 150V151H168ZM230 150V149H229ZM32 151V152H31ZM76 151H78V152H76ZM112 151V152H111ZM114 151V152H113ZM120 151H123V152H120ZM132 151H133V153H132ZM166 151V152H165ZM167 151L169 152V153H167ZM188 151V152H187ZM196 151H198V152H196ZM200 151H202V153L200 152ZM43 152V154L42 155H40V156H38V154L39 153H42ZM99 152V153H98ZM118 152H120L119 154H120V156H123V154H124V158L122 159V162H123V164H129V166L127 165H125L126 166V168H125V166L124 165H122V162H121V165H119V164H116V163H118V162H116V159L118 158V157H116V156H118L119 154H118ZM142 152H144V154H145V156H144V154H143V156L141 155H139L140 153ZM155 152V155L153 154H151V153H154ZM29 153V154H28ZM71 153V154H70ZM74 153V154H73ZM82 153V154H81ZM90 155H89V154ZM91 153H93V154H91ZM110 153V154H109ZM116 153V154H115ZM134 153H136V155L134 154ZM141 153V154H142ZM174 153H179L178 155H176V154H174ZM185 153H186V155H185ZM188 153H191L192 155H189ZM199 153L201 154V155H199ZM27 154V155H26ZM69 154V155H68ZM78 154V155H77ZM109 154V155H108ZM131 154H133V155H131ZM147 154V155H146ZM157 154V155H156ZM158 154H163V155H158ZM170 154V155H169ZM195 154H197V157L195 156ZM22 155H24V156H22ZM71 155V156H70ZM84 155V156H83ZM89 155V156H88ZM93 155V156H92ZM95 155V156H94ZM111 155H113V156H111ZM149 155V156H148ZM166 155H167V157H166ZM171 155H172V157H171ZM181 155V156H180ZM198 155H199V157H198ZM29 156V157H28ZM38 156V157H37ZM75 156L77 157V158H75ZM98 156V157H97ZM106 156H109V157H106ZM119 156V157H120ZM126 156V157H125ZM132 156H133V158H132ZM136 156L138 157L137 159H136ZM140 156V157H139ZM157 158H156V157ZM179 156V157H178ZM186 156V157H185ZM191 156V157H190ZM237 156V157H236ZM12 158L11 160H9L10 158ZM33 157V158H32ZM37 157V158H36ZM72 157V158H71ZM90 157H92L91 159H93V160H91L90 159ZM129 157V158H128ZM149 157V158H148ZM151 157V158H150ZM154 157V158H153ZM159 157H160V159H159ZM164 157V158H163ZM176 157V158H175ZM178 157V158H177ZM25 158V159H24ZM30 158V159H29ZM39 158V160H35V159H38ZM83 158V159H82ZM87 158V159H86ZM115 158V159H114ZM142 158V159H141ZM143 158H147L146 160L144 159L143 160ZM169 158H171V160L169 159ZM192 158V159H191ZM194 158V159H193ZM200 158H201V160H200ZM70 159H72V160H70ZM75 159V160H74ZM77 159V160H76ZM81 159V160H80ZM89 159V160H88ZM105 159V160H104ZM126 159H128V160H126ZM140 159V160H139ZM150 159V160H149ZM158 159V160H157ZM169 159V161L168 162H170L169 164L167 163V162H165V161H167ZM174 159V160H173ZM29 160V161H28ZM31 160H32V162H31ZM42 160H45L44 161V163L45 164H41V165H39L38 167L39 168H37L35 171H33V170H30L31 169V167H29V164L28 163H36V162H38V161H42ZM71 162H70V161ZM73 160H74V162H73ZM112 160V161H111ZM134 160V161H133ZM148 160V161H147ZM154 160V161H153ZM161 160V161H160ZM164 160V161H163ZM190 160H193V161H190ZM199 160V161H198ZM34 161V162H33ZM36 161V162H35ZM78 161H80L79 163L81 164H79L78 165V168H76V165H75V162L77 163ZM84 161V162H83ZM125 161H126V163H125ZM129 161V162H128ZM137 163H136V162ZM145 162V163H143V162ZM151 161H153V162H151ZM156 161V162H155ZM158 161V162H157ZM160 161V162H159ZM190 161V162H189ZM56 162H58V163H56ZM92 162V163H91ZM113 162V163H112ZM116 162V163H115ZM135 164H134V163ZM138 162H141L140 164H142L141 166H142V168H141V166H137V165H139V163ZM148 162H149V164H148ZM164 164H163V163ZM174 162V163H173ZM178 162V163H177ZM195 162V163H194ZM197 162V163H196ZM52 163V164H51ZM54 163V164H53ZM69 163H70V165H69ZM72 163V164H71ZM74 163V164H73ZM89 163V164H88ZM108 163V164H107ZM115 163V164H114ZM130 163H131V165H130ZM155 163V164H154ZM156 163H158V164H156ZM168 164V166H167V164ZM173 163V164H172ZM84 164V165H83ZM88 164V165H87ZM110 164H111V166H110ZM146 164V165H145ZM195 164V165H194ZM197 164L199 165V166H197ZM61 165V166H60ZM73 166V168H74V171H73V168H72V166ZM89 165H90V168H89ZM147 166V168H145V166ZM157 165H158V168H157ZM164 165H165V170L163 169L164 168ZM173 167H172V166ZM186 165V166H185ZM187 165L188 166H192V168L190 169V168H187ZM49 166V167H48ZM86 166H87V168H86ZM133 166H134V168H133ZM161 166H162V168H161ZM195 166H196V168H195ZM183 167V168H182ZM22 168H24V170L22 169ZM46 170H44V169ZM46 168H48V169H46ZM54 168V169H53ZM56 168V169H55ZM70 168H72L71 169V171H68V170H70ZM107 168V169H106ZM118 168H122L121 170L120 169H118ZM130 168V171L128 172V171H126V170H128ZM150 168L153 170H150ZM186 168V169H185ZM53 169V170H52ZM76 169V170H75ZM126 169V170H125ZM140 169V171H138ZM142 169V170H141ZM144 169V170H143ZM146 169V170H145ZM188 169V170H187ZM196 169V170H195ZM203 169V168H202ZM22 170V171H21ZM28 170H30V172L28 171ZM42 170V171H41ZM48 170V171H47ZM83 170V171H82ZM89 170V171H88ZM151 171L150 173H153V175H150V173H149V171ZM157 170V171H156ZM163 171V173H161L162 171ZM195 170V171H194ZM28 171V172H27ZM53 171V172H52ZM60 171V172H59ZM63 171V172H62ZM66 171H68V172H66ZM182 171V172H181ZM188 171L190 172L189 174L191 175H189L188 174ZM192 171V172H191ZM33 172V173H32ZM50 172H52V173H50ZM73 172V173H72ZM79 172V173H78ZM87 172V173H86ZM89 172V173H88ZM120 172V173H119ZM124 172V173H123ZM137 174H135V173ZM140 172V173H139ZM157 172V173H156ZM160 172V173H159ZM197 172V173H196ZM1 173H3V174H1ZM27 173H28V175H27ZM41 173V179L39 178V174ZM48 173H50V174H48ZM66 173H68V175L69 176H67V174ZM76 175H75V174ZM78 173V174H77ZM84 173H85V175H84ZM106 173V175H104ZM109 173V174H108ZM134 173V177H132V174ZM156 175H155V174ZM42 174H43V176H47V178L46 177H44L43 178V176H42ZM45 174H48V175H45ZM88 174H90V175H88ZM143 174V175H142ZM182 174V175H181ZM184 174V175H183ZM23 175H24V177H23ZM52 175V177H50ZM64 175V176H63ZM91 178H89L88 176ZM109 175V176H108ZM139 175V176H138ZM146 175V176H145ZM148 175H150V176H148ZM157 175H159V176H157ZM37 178H36V177ZM54 176V177H53ZM83 176V177H82ZM105 176H107L106 178H108V179H106L105 178ZM124 178H126V179H124ZM129 176H131V178H129ZM162 176H164V177H162ZM190 176V177H189ZM193 176V177H192ZM32 177V178H31ZM64 177H67V179L69 180V181H67V179L66 178H64ZM74 177V178H73ZM102 177V179H100ZM110 177V178H109ZM113 177V178H112ZM122 177V178H121ZM137 177V178H136ZM145 177V178H144ZM148 177H152V178H148ZM187 177V178H186ZM1 178H3L2 180H1ZM64 178V180H62ZM72 178V179H71ZM88 178V179H87ZM128 178V179H127ZM160 178V179H159ZM161 178H163V179H161ZM186 178V179H185ZM51 181H50V180ZM80 179V180H79ZM87 179V180H86ZM110 179H111V181H110ZM130 179V180H129ZM133 179H135L134 181H133ZM4 180V181H3ZM67 181V183H66V181ZM71 180V181H70ZM77 180V181H76ZM78 180H79V182H78ZM83 180L85 181H88V183L85 181V182H83ZM101 180V181H100ZM126 180H129V181H126ZM147 182H146V181ZM162 180V181H161ZM165 182H164V181ZM170 180V181H169ZM187 180L188 181H190V182H187ZM48 181L49 182H51V183H48ZM63 181H65V182H63ZM218 181V180H217ZM39 182H41V183H39ZM44 182V183H43ZM47 182V183H46ZM62 182V183H61ZM99 182H101L100 184H101V186H100V184H99ZM109 182V183H108ZM123 182V183H122ZM130 182V183H129ZM136 182V183H135ZM140 182V183H139ZM142 182V183H141ZM163 182V183H162ZM2 183H3V185H2ZM8 183H9V185H8ZM42 183L44 184V185H42ZM61 183V184H60ZM66 185H65V184ZM68 183H71V184H69V185H67ZM75 185V187H74V189L72 188L73 187V184ZM78 183V184H77ZM91 183V184H90ZM107 183V184H106ZM110 183H112L111 185H110ZM128 183V184H127ZM137 183H138V185H137ZM162 183V184H161ZM172 183V184H171ZM175 183V184H174ZM194 183L192 184V186H194ZM18 184H20V185H18ZM49 184V186H47ZM77 184V185H76ZM80 184V185H79ZM84 184H86V185H84ZM88 184H89V186H88ZM92 184H93V188H92ZM94 184H96V185H94ZM98 184V185H97ZM114 184V185H113ZM116 184V185H115ZM125 184H126V186H125ZM141 184V185H140ZM143 184H145V185H143ZM153 184V185H152ZM170 184H171V187H170ZM188 184V185H187ZM196 184V183H195ZM8 185V186H7ZM65 186V187H63V186ZM72 185V186H71ZM79 185V186H78ZM83 185V186H82ZM105 185V186H104ZM134 185H137V187H134ZM175 185V186H174ZM182 185V186H181ZM6 186V187H5ZM41 186H42V188H41ZM46 186V187H45ZM50 186H52V187H50ZM67 186V187H66ZM77 186V187H76ZM85 186V187H84ZM88 186V187H87ZM96 186V187H95ZM97 186H99L100 187V189H99V187H97ZM128 186V187H127ZM130 186V187H129ZM139 186V187H138ZM141 186V187H140ZM143 186H145L144 188H143ZM187 186V187H186ZM191 186V185H190ZM189 186V187H190ZM221 189H219L218 187ZM222 186V185H221ZM4 187V188H3ZM49 187V188H48ZM70 187V188H69ZM103 187H105V188H107V189H104ZM111 187V188H110ZM126 187V188H125ZM132 187V190L130 189ZM182 187V188H181ZM41 188V189H40ZM44 188V189H43ZM54 188V189H53ZM65 188V189H64ZM68 188V190H66ZM76 188V189H75ZM102 188V189H101ZM108 188H110V190L108 189ZM115 188H116V190H115ZM154 188V189H153ZM168 188V189H167ZM170 188H172V189H170ZM183 190V191H181V193L179 192L181 189ZM217 188H218V193L220 194V196L218 195V193H216L217 192ZM224 188V189H223ZM2 189H3V191H2ZM5 189V190H4ZM9 189V190H8ZM11 189V190H10ZM14 189V190H13ZM43 190V191H40V190ZM45 189H47V190H45ZM82 189V190H81ZM95 189V190H94ZM104 189V190H103ZM111 189H113V190H111ZM127 189H130L131 190V192L128 190V192H129V194H128V192H127ZM169 189L172 191H169ZM175 189V190H174ZM44 190H45V197H48L49 199H46V200H44V201H42L41 203H43V204H41V205H39L41 208H39V206H35V203H37L36 202V199H38L39 197H36V194H38V191L39 192H44ZM54 190V191H53ZM60 190L63 192V191H65L64 193H60ZM77 190H80V191H77ZM88 190V191H87ZM89 190H90V192H89ZM97 190H99V191H97ZM107 190H108V192H107ZM126 190V191H125ZM134 190V191H133ZM177 190V191H176ZM198 190V191H197ZM211 190H213L212 192H211ZM224 192H223V191ZM15 191H17V192H15ZM68 191H69V193H68ZM86 191H87V193H86ZM101 191V192H100ZM104 191V192H103ZM113 191V192H112ZM124 191V192H123ZM132 191H133V193L135 194H132ZM140 191V192H139ZM143 191V192H142ZM168 191V192H167ZM175 191V192H174ZM210 191V192H209ZM59 192V193H58ZM78 192V193H77ZM82 192V193H81ZM100 192V194H103V195H100V194H98ZM107 192V193H106ZM109 192H111V196H110V194H109ZM115 192H116V194H115ZM178 192V193H177ZM194 192L196 193V195L194 194ZM55 193V194H54ZM57 193V194H56ZM66 193H68V194H66ZM71 193H73V194H71ZM96 193V194H95ZM127 193V194H126ZM143 195H142V194ZM214 193H215V195H214ZM2 194V195H1ZM51 194H52V196H51ZM60 194H62V196L61 197H59V195ZM95 194V195H94ZM106 194V196H104ZM108 194H109V196L110 197H108ZM114 194V195H113ZM130 194H132V195H130ZM139 194V195H138ZM171 194V195H170ZM212 194V195H211ZM218 195V206L216 205V209H214L215 207H214V204H213V208L210 206V204L213 202V200H215L214 198ZM65 195V196H64ZM68 195V196H67ZM72 197H71V196ZM100 195V197H98ZM113 195V196H112ZM115 195H116V198H115ZM130 195V196H129ZM142 195V196H141ZM163 195H164V197H163ZM174 195H175V197H176V200H175V197H174ZM180 195V196H179ZM195 197H194V196ZM198 195V196H197ZM222 195H224V196H222ZM28 196V197H27ZM56 196L57 197H59V198H56ZM83 197V199H82V197ZM136 197V199H134L135 197ZM157 196V197H156ZM192 196L194 197V198H192ZM197 196V197H196ZM210 196V197H209ZM215 196V197H214ZM69 197V198H68ZM85 197V198H84ZM88 197V198H87ZM115 199H114V198ZM125 197V198H124ZM126 197H127V199H126ZM130 197L132 198L131 200H130ZM143 197V198H142ZM180 197V198H179ZM36 198V199H35ZM62 198V199H61ZM81 198V199H80ZM101 198H103V199H101ZM104 198H106V199H104ZM107 198H110V199H108L107 200ZM190 198V199H189ZM196 198V199H195ZM206 198V199H205ZM221 198H222V200H221ZM35 199V201H33ZM61 201H59V200ZM65 199V200H64ZM67 199H69V200H67ZM73 199V200H72ZM80 199V200H79ZM85 199V200H84ZM87 199V200H86ZM112 199V200H111ZM117 199V200H116ZM134 199V200H133ZM173 199V200H172ZM191 201H189V200ZM193 199V200H192ZM205 199V200H204ZM227 199V200H226ZM58 200V201H57ZM63 200V201H62ZM74 200H76V201H74ZM78 200V201H77ZM84 200V201H83ZM100 200H102V202L100 201ZM109 200H111V201H109ZM116 200V201H115ZM121 200H122V202H121ZM124 200H125V202H124ZM126 200H127V202H126ZM136 200V201H135ZM164 200V201H163ZM166 200V201H165ZM68 201H70V202H68ZM72 201V202H71ZM107 201V202H106ZM129 201V202H128ZM130 201H133L132 203L130 202ZM146 201V202H145ZM164 203H163V202ZM168 201H170V202H168ZM177 202L176 203V205L174 204V203H172V202ZM180 201V202H179ZM207 201V202H206ZM223 201V202H222ZM2 201H0V203H1ZM34 202V203H33ZM48 204H47V203ZM53 202V203H52ZM74 202V203H73ZM78 202V203H77ZM79 202H80V204H79ZM99 202H101V204H98ZM119 202V203H118ZM121 202V203H120ZM136 202V203H135ZM155 202V205L153 204ZM156 202H158V203H156ZM180 204H179V203ZM189 202V203H188ZM50 203V204H49ZM61 203V204H60ZM71 205H70V204ZM76 203V204H75ZM82 203V204H81ZM125 203V204H124ZM129 203H131V204H129ZM148 203V204H147ZM172 203V204H171ZM187 203L189 204V205H187ZM191 203V204H190ZM198 203V204H197ZM206 203H207V205H206ZM227 203H229V204H227ZM30 204V205H29ZM55 204V205H54ZM80 205V207H79V205ZM106 206H105V205ZM110 204V205H109ZM117 204V205H116ZM121 206H120V205ZM135 204H136V207L138 208H136V207H133V205L135 206ZM143 204V205H142ZM160 204H165V206L168 208L167 210H166V207H162V205H161V207H160V210H159V208H158V206H160ZM169 204V205H168ZM225 204L228 206H226L225 207ZM58 205V206H57ZM83 205V206H82ZM100 206V208L98 207V206ZM103 205V206H102ZM112 205V206H111ZM129 205V206H128ZM130 205L133 207H130ZM144 205H146V207L144 206ZM150 206V209H148V207ZM157 205V206H156ZM181 205V207H183L184 205L186 206H184L185 208L182 210V208L180 209L178 206H180ZM191 205V206H190ZM193 205H195V206H193ZM212 205V204H211ZM222 205H224V206H222ZM30 206V207H29ZM45 206V207H44ZM48 206V207H47ZM51 206V207H50ZM57 206V207H56ZM69 206V207H68ZM98 207V208H93V207ZM103 208H102V207ZM117 206V207H116ZM119 206V207H118ZM124 206V207H123ZM127 206V207H126ZM142 206H144V207H142ZM173 206V207H172ZM187 206H189V207H187ZM193 206V207H192ZM197 206V207H196ZM202 206H204V207H202ZM208 206V207H207ZM220 206V207H219ZM12 207V208H11ZM34 207V208H33ZM67 207V208H66ZM72 207V208H71ZM108 209H107V208ZM115 207V208H114ZM120 207H122V208H120ZM177 207H178V209H177ZM196 209H195V208ZM205 207L207 208L206 210H205ZM209 207H211L212 209H214V210H211V208H209ZM39 208V209H38ZM44 208H46V209H44ZM60 208V209H59ZM66 208V210H64ZM69 208V210H67ZM78 208H80V209H78ZM82 208V209H81ZM93 208V209H92ZM120 208V209H119ZM132 208V209H131ZM136 208V209H135ZM139 208H141V209H139ZM162 208V209H161ZM173 208H176V211H175V209L173 210ZM189 208H191V209H189ZM192 208H193V210H192ZM198 208H202V210L200 211ZM208 208H209V210H208ZM223 210V212L222 211H219V210H221V209ZM0 209H1V207H0ZM12 209V210H11ZM30 209V210H29ZM31 209H37L38 211L36 212L37 213V216L36 217H31L32 215H33V211L31 210ZM42 209H44V211L41 210ZM57 209V210H56ZM72 209V210H71ZM112 209V210H111ZM118 209H119V211H118ZM135 209V212L133 211ZM165 211H164V210ZM171 209V210H170ZM225 209H226V211H225ZM3 210V209H2ZM54 210H56L57 212H58V214H55V213H57L56 211H54ZM76 210V211H75ZM84 212H83V211ZM92 212H91V211ZM97 210H99V211H97ZM101 210V211H100ZM115 210V211H114ZM126 210V211H125ZM129 210H131V211H129V216L127 215L128 213V211ZM137 210V211H136ZM140 210V211H139ZM143 210V211H142ZM146 210V211H145ZM163 210V211H162ZM177 210H178V212H177ZM190 212H189V211ZM199 210V211H198ZM216 210V211H215ZM51 211H53V212H51ZM60 211V212H59ZM64 211H66V213L64 212ZM70 211H75V213H76V216L77 217H80V215H81V217L80 218H77L76 217V219H74V221L75 220H77V221H75L73 224H71L72 226H70V228H68V224H66V222L68 221V220H66L65 218L67 217V213L68 212H70ZM82 211V212H81ZM88 211V212H87ZM95 211V212H94ZM180 211V212H179ZM188 211V212H187ZM191 211H192V213H191ZM198 211V212H197ZM213 211L214 212H217V211H219V212H217V213H213ZM3 212H6V213H3ZM48 214H47V213ZM55 212V213H54ZM87 212V213H86ZM96 213L95 215H94V213ZM100 212V213H99ZM111 212V213H110ZM116 212V213H115ZM124 212V213H123ZM157 212V213H156ZM173 212H175V213H173ZM199 212H202V213H200L199 214ZM212 212V213H211ZM45 213V214H44ZM49 213H50V215H49ZM52 213H53V215H52ZM61 213V214H60ZM82 213V214H81ZM104 213V214H103ZM113 213H115L114 215H113ZM123 213V214H122ZM139 215H138V214ZM154 213H156L158 216H160V220H162V221H165V222H162V221H158L157 220V216H156V214H155V216H154ZM172 213V214H171ZM182 213H184V214H182ZM188 215H187V214ZM196 213H198L197 215H196ZM228 213V214H227ZM235 213H237V212H235ZM69 214V213H68ZM80 214V215H79ZM93 215V217L91 216V215ZM109 216H108V215ZM112 214V215H111ZM121 216H120V215ZM127 216H126V215ZM137 214V215H136ZM186 214V215H185ZM192 214V215H191ZM207 214V215H206ZM209 214V215H208ZM216 215V217H215V215ZM218 214H220V215H222V216H220V215H218ZM2 215V216H1ZM46 215H48L47 217H46ZM55 215V216H54ZM56 215H58V216H56ZM66 215V216H65ZM87 217V216H91L92 218H90L89 219V222H88V224H86L85 222H86V220L84 221V219L83 218H85V216ZM98 215H99V217H98ZM116 215V216H115ZM132 215V216H131ZM141 215H143V217H145V218H143ZM146 215H147V217H149V219H150V221L148 220V218H146ZM149 215V216H148ZM168 215H170V218H171V220H170V218L168 217ZM179 215V216H178ZM184 217H183V216ZM195 215H196V217H195ZM203 215H205V216H203ZM211 215L213 216L214 215V217H213V219L215 220L216 218V220L214 221L213 219L212 220H209L210 218H205V217H207V216H209V217H211ZM218 215V216H217ZM232 215V216H231ZM52 216H54V218H56V220H54V218L52 217ZM113 216V217H112ZM118 216H120V218L118 217ZM139 216V218H141V220L140 219H137V217ZM141 216V217H140ZM151 216V217H150ZM174 216V217H173ZM178 216V217H177ZM187 216H189V218H190V220H189V218H185V217H187ZM230 216V217H229ZM52 217V219L50 220V218ZM103 217V218H102ZM106 217H108V218H106ZM155 217H157V218H155ZM175 217H177L176 219H175ZM194 217V218H193ZM223 217V218H222ZM81 218L83 219V220H81ZM124 218H126V219H124ZM137 219V221L135 220V219ZM152 218V219H151ZM179 218V219H178ZM182 218V219H181ZM184 218V219H183ZM195 219V222H194V220L193 219ZM212 218V217H211ZM225 218H227V219H225ZM228 218H230V219H228ZM236 218V219H235ZM41 219V220H40ZM58 219V220H57ZM95 219L97 220L96 222H95ZM120 221H119V220ZM122 219V220H121ZM142 219H143V221H142ZM159 219V218H158ZM200 219V220H199ZM201 219H202V221H201ZM220 219V220H219ZM225 219V222L223 221L222 222V220H224ZM233 219V220H232ZM11 220V221H10ZM14 220V221H13ZM34 220V221H33ZM37 220H39V221H41V224L37 221ZM55 221L54 223H53V221ZM91 220V221H90ZM113 220V221H112ZM129 220V221H131V222H129L128 221V224L130 225L129 227H128V229H127V231H125V233H123V235H121V236H116V237H111V239H108V238H104V241L101 243V246H99V244L97 245V243L101 240V238H102V236H101V234L103 233V237H105V236H107V235H109V234H115L116 235V233L115 232H120V230L118 229V228H120L121 229V224L123 223V224H125V223H127V221ZM141 222H140V221ZM149 221V223H147L148 221ZM154 221V223H153V221ZM182 220V221H181ZM187 220V221H186ZM218 220V221H217ZM226 220H228V221H226ZM8 221V222H7ZM35 222V223H33V222ZM45 221V222H44ZM70 221V220H69ZM68 221V222H69ZM83 221H84V223H83ZM106 221H107V224H106ZM110 221H111V223H110ZM125 223H124V222ZM133 221H134V223H133ZM145 221V222H144ZM174 221V222H173ZM189 221V222H188ZM192 221V222H191ZM198 221H201V222H203V223H198ZM207 221H209V222H207ZM211 221H212V224H213V227H215V229L213 228V227H211L212 226V224H211ZM214 221V222H213ZM39 224H37V223ZM44 222V223H43ZM81 222V223H80ZM92 222V223H91ZM103 222V223H102ZM115 222V223H114ZM144 222V224H141V225H145V227L144 226H140V223H143ZM155 222H157L158 223V225H157V223L155 224ZM172 222V223H171ZM179 222V223H178ZM187 222V223H186ZM205 222H206V224H205ZM215 222H216V224H215ZM219 222V224H217ZM33 223V224H32ZM133 223V224H132ZM139 225H138V224ZM162 223V224H161ZM164 223L166 224V225H164ZM175 223V224H174ZM181 223H184V224H186V226H185V228H184V224H181ZM191 223V224H190ZM192 223H194V224H192ZM201 224V226L199 227V225L198 224ZM207 223H208V225H209V227H208V225H207ZM226 223V224H225ZM230 223H231V226H230ZM35 224V225H34ZM45 224V225H44ZM46 224H47V226L48 227H46ZM50 226H49V225ZM56 224V225H55ZM104 224V225H103ZM122 224V225H123ZM148 224V225H147ZM150 224V225H149ZM155 224V225H154ZM177 224V225H176ZM180 224V225H179ZM195 224H197L198 225V227H197V225L196 226H194ZM203 224V225H202ZM221 224V225H220ZM33 225H34V228H33ZM40 225H41V227H40ZM51 225L52 226H54V227H51ZM118 225H120V226H118ZM142 229L141 230V232H139V228H138V226ZM175 225V226H174ZM194 227H193V226ZM206 225V226H205ZM215 225V226H214ZM217 225V226H216ZM228 225H229V228H228ZM234 225V226H233ZM137 227V229H136V227ZM150 226V227H149ZM156 226V227H155ZM169 226V227H168ZM178 226V227H177ZM189 226L191 227V228H189ZM232 226H233V228H232ZM38 227V228H37ZM46 229H45V228ZM154 227V229H152ZM157 227H158V229H157ZM163 227V228H162ZM165 227V228H164ZM167 227V228H166ZM170 227H171V229H173V230H175L172 234H171V232H170ZM173 227V228H172ZM183 227V228H182ZM206 227V228H205ZM42 228V229H41ZM51 228V229H50ZM145 228V229H144ZM149 228V229H148ZM160 228V229H159ZM178 228H180V229H178ZM187 228H189L190 230L192 229V232L189 230V229H187ZM200 228V229H199ZM204 228V229H203ZM208 228H209V230H211V233H209L210 231L208 230ZM217 228V229H216ZM224 229L223 231L221 230V229ZM40 229V230H39ZM48 229H50L52 232L50 233V230H49V232L47 231ZM135 229V230H134ZM168 229V230H167ZM182 229V230H181ZM193 229H195V231L193 230ZM197 229V230H196ZM207 229V230H206ZM221 231H220V230ZM31 230H33V231H31ZM44 230H46V231H44ZM114 230V231H113ZM115 230H117V231H115ZM164 230V231H163ZM179 230V231H178ZM181 230V231H180ZM187 230V231H186ZM200 230V231H199ZM204 230V231H203ZM214 232H213V231ZM228 230V231H227ZM36 231V232H35ZM45 233H44V232ZM148 231V232H147ZM149 231H151V233L149 232ZM157 231H159V233L157 232ZM166 231V232H165ZM179 233H178V232ZM185 231V232H184ZM193 231H194V233H193ZM234 231V230H233ZM29 232H30V236H29ZM43 232V233H42ZM112 232V233H111ZM130 232V233H129ZM137 232H139V234H137ZM155 232V233H154ZM170 232V233H169ZM187 232V233H186ZM188 232H189V234H188ZM218 234H217V233ZM223 232V233H222ZM28 233V234H27ZM36 233V234H35ZM39 233V235H37ZM41 233V234H40ZM192 233V234H191ZM206 233V234H205ZM212 236H210L209 237V234ZM215 233V234H214ZM219 233H221V234H219ZM232 233V232H231ZM43 234V235H42ZM45 234H47V235H45ZM51 234V235H50ZM68 234V235H67ZM127 234V235H126ZM133 234V235H132ZM136 234V235H135ZM147 234V235H146ZM159 234V235H158ZM161 234H164L163 236L161 235ZM174 234H175V236H174ZM184 234V235H183ZM189 235V237L187 236V235ZM193 234L196 236H194L193 237ZM26 236V237H23V236ZM43 236V238H42V236ZM65 235V236H64ZM156 237V238H158V237H162L161 239H159V242H158V245L160 244H163V245H161V246H164V245H170V241H172L173 243H171V245L172 244H175L174 246L175 247H177V249H176V251H182L181 253L179 252H177L178 254H177V256H176V260H174V258L171 260V262H167V260L166 261H164V258H167V256L165 255V254H162V252H161V250H159L158 249V247H155L154 249L153 248H151V249H147L146 248V246H144L145 245V243L146 242H148L150 239H151V237H154V236ZM161 235V236H160ZM173 235V236H172ZM200 235V236H199ZM208 235V236H207ZM29 236V237H28ZM44 236H45V238L47 239H44ZM49 238H48V237ZM51 236V237H50ZM101 236V237H100ZM170 236V237H169ZM187 236V237H186ZM193 238H192V237ZM202 236H203V239H202ZM215 236V237H214ZM227 237H230L229 235H226ZM30 237H31V239H30ZM32 237H34V238H32ZM38 237V238H37ZM61 237H63V238H65V237H67L66 239L67 240H65V239H63V238H61ZM100 237V238H99ZM172 237V238H171ZM174 237V238H173ZM181 238V240H180V238ZM183 237H185V238H183ZM24 238V239H23ZM40 238V239H39ZM189 238V239H188ZM211 238V239H210ZM29 239V240H28ZM33 239H35V240H33ZM99 239V240H98ZM169 241H168V240ZM175 241H173V240ZM176 239H178V241L176 240ZM183 239V240H182ZM185 239V240H184ZM189 241H188V240ZM196 239H197V241H196ZM200 239L202 240V241H200ZM219 239V240H218ZM26 240V241H25ZM33 240V241H32ZM165 240V241H164ZM192 240V241H191ZM199 240V241H198ZM217 240H218V242H217ZM28 241V242H27ZM36 241V242H35ZM43 241V242H42ZM59 241H61L63 244H66V246L65 247H63V249L65 250V252L63 251H61V248L60 247H62V245L59 243ZM106 241V242H105ZM168 243H167V242ZM177 241V242H176ZM182 241V242H181ZM204 241H206V242H208V243H205ZM215 243H214V242ZM182 243V246H181V244L180 243ZM184 242V243H183ZM199 242V243H198ZM40 243V244H39ZM45 243V244H44ZM166 243V244H165ZM178 244V246H177V244ZM195 243V244H194ZM215 245H214V244ZM220 243V244H219ZM47 244V245H46ZM188 244H189V246H188ZM197 244H199V245H197ZM203 244H205V246H207V247H205ZM219 244V245H218ZM33 245H35V247L36 248H33ZM40 245V246H39ZM49 245V246H48ZM55 245H58V246H55ZM159 245V246H160ZM185 245H187V247L185 246ZM191 245V246H190ZM26 246H28V248H30L29 250H28V248L26 247ZM31 246V247H30ZM42 246V247H41ZM160 246V247H161ZM194 246H196V247H194ZM202 246L203 247H205V249H203V250H205L206 251V253H207V255L206 256H200V255H195V253H198L199 254V252H201L200 250H199V248H202ZM216 246V247H215ZM219 246V247H218ZM191 247H192V249H191ZM219 249H218V248ZM220 247H221V249H220ZM26 248V249H25ZM41 248V249H40ZM46 248V249H47ZM135 249V251L133 252V254H128V253H130L129 252V250L130 249ZM156 248H157V250H156ZM183 248H185V249H183ZM190 248V249H189ZM197 248V249H196ZM181 249V250H180ZM207 249V250H206ZM31 250H33V251H31ZM42 250V251H41ZM183 250H184V252H183ZM221 250V251H220ZM27 251V252H26ZM189 251V252H188ZM192 251V252H191ZM197 251V252H196ZM210 252V253H209ZM39 253H40V256H39ZM44 253V254H43ZM132 253V252H131ZM176 253V252H175ZM30 254V255H29ZM45 255V256H43V255ZM208 255H210V256H208ZM7 256V257H6ZM30 256V257H29ZM197 256V257H196ZM4 257H5V259H4ZM10 257V259H8ZM156 257H159V259L158 258H156ZM29 258H31V259H29ZM172 258V257H171ZM193 258H195V259H193ZM199 258V259H198ZM8 261H7V260ZM15 259V260H14ZM156 259V260H155ZM158 259V260H157ZM205 259H207V260H205ZM208 259H209V261H208ZM11 260V261H10ZM39 260V261H38ZM41 260V261H40ZM152 260V261H151ZM174 260V261H173ZM196 260V261H195ZM13 261H14V263H13ZM30 263H29V262ZM149 261H150V263H149ZM176 261V262H175ZM201 261V263L202 264H204L203 262ZM9 262V263H8ZM45 262V263H44ZM107 262V263H106ZM140 262V263H139ZM92 263V262H91ZM25 264V263H24ZM206 264V263H205Z\"/></svg>",
  "mask_w": 264,
  "mask_h": 264
},
{
  "label": "bare ground",
  "instance_id": "bare-ground-1",
  "mask_svg": "<svg viewBox=\"0 0 264 264\" xmlns=\"http://www.w3.org/2000/svg\"><path fill=\"white\" fill-rule=\"evenodd\" d=\"M152 1V0H151ZM154 1V0H153ZM255 1V0H254ZM144 2H146V1H144ZM148 2V1H147ZM157 2V1H156ZM156 2H153V4L155 3V5H156ZM227 2V1H226ZM248 2H251L250 0H248ZM234 3V2H233ZM240 3V2H239ZM243 3H244V0H243ZM246 3V2H245ZM244 3V4H245ZM147 4H149V3H147ZM243 4V5H244ZM250 4H252V3H250ZM144 5H145V3L143 4V2H142V0H0V41H1V39H3V35H4V33H6V30L9 28V27H13V26H15V25H17V27H19V28H21V27H23L24 29H25V25L26 26H28V25H31V26H34L35 28H42V31H41V29H40V34H42L43 33V35L42 36H38V37H40V38H38L39 39V42H40V40H42L43 42H46V46L44 47V48H41V46L43 47V43H41V46H40V48H41V50H38V52L36 51L37 49H35V51L37 52V53H39V52H41V55L44 53H46L47 54V52L50 54H53V53H55V54H58V53H65V54H69L70 52H69V50H72L73 51V57H71L70 55H68L69 56V58H71L72 60H70V64L69 65H73V67H72V69H73V72L75 73H73L74 74V78H71V81L70 82H64L65 84H63V85H59L60 86V88L62 89V91L64 92V91H73V92H75V91H79V87H81L83 90L85 89V91L83 92V95H84V93L85 94H89V95H86V99L88 100V102H90L91 100L93 101V102H95V100H96V98L98 97V95L100 94V92H101V90H106L107 91V93L109 92V91H116L115 92V96H117L119 99L116 101V99L115 98H113V99H115L114 101L115 102H121L124 98L126 99V95H123V94H125L124 92H127V89L126 88H129L130 87V89H131V85H133L132 83H134V85H136V86H139L140 85V80L142 81L144 78L143 77H145V76H141L142 74H140V71H138V72H136L135 70H133V74H131L132 73V70H131V73H129V74H127V75H129V76H127L126 78L124 77V74L125 73H127L126 71V69H128V68H126L125 70V72H124V67H126V65H125V63H127L128 64V62H129V59L127 60L126 59V61H128V62H125L124 63V56H126L127 55V53L125 52V51H127V49H129V48H131L132 47V45H131V43H130V45H131V47H127L128 45H127V42L129 43V42H132L130 39H132L133 38V36H134V38L137 40L138 38H136L135 37V34H137L138 35V33H139V38H140V40H141V42H142V45L140 46V47H142V53H145V54H143V55H140V53L138 54V55H140V56H142L141 58H142V60H144L143 58H145L146 60H148L147 62H150L147 66L148 67H146V69L144 68L145 66H144V64H142L144 67H142V68H144V70L142 71V72H144L143 74H145V72L146 73H148V75L149 74H151V73H153L154 71H156L157 69H159V68H161V69H163V65H169V64H172V65H174V62L175 61H180L181 60V58H184L185 57V55H183V53H185V50H183V53H182V49H184V47H183V45H182V43L180 42V40L175 36V34L173 35V31H171L170 29L171 28H166L167 26H166V24H165V26L162 24V21H161V19L162 20H164L165 21V18L163 19V17H164V15H163V17H162V15H161V17H160V15L158 16V14H156V12H158V11H156L155 13L154 12H151V8H147V10L145 9V7H144ZM246 5V4H245ZM244 5V6H245ZM253 5V4H252ZM146 6H148V5H146ZM150 6V5H149ZM244 6H242V10H243V8H244ZM247 6V5H246ZM245 6V7H246ZM151 7V6H150ZM152 7H154V6H152ZM157 7V6H156ZM158 8V7H157ZM150 11H149V10ZM154 9V8H153ZM237 9V8H236ZM162 10V9H161ZM165 10H167V8L165 9ZM164 10V11H165ZM241 10V11H242ZM244 10L245 11H247L245 8H244ZM154 11V10H153ZM163 11V10H162ZM161 11V12H162ZM168 11V10H167ZM170 11H172L171 9H170ZM170 11H168V12H170ZM159 12H160V10H159ZM172 13V12H171ZM251 13V12H250ZM160 14H162V13H160ZM163 14H165V13H163ZM246 14V13H245ZM166 15H167V13H166ZM171 16V15H170ZM221 16H222V13H221ZM168 17V16H167ZM166 17V18H167ZM223 17V16H222ZM263 17V16H262ZM170 18H172V17H170ZM169 20H173V19H169ZM259 20V19H258ZM264 20V19H263ZM262 20V21H263ZM261 21V22H262ZM172 22V21H171ZM257 22H260V21H257ZM28 24V25H27ZM174 24V23H173ZM256 24V23H255ZM263 24H264V21H263ZM168 25V24H167ZM257 25V24H256ZM214 26V25H213ZM216 26V25H215ZM16 27V26H15ZM173 27V26H172ZM11 28H9L10 30H11ZM30 28V30H29V32H31V27H29ZM28 28V29H29ZM33 28V27H32ZM35 28H34V30H35ZM212 28V27H211ZM18 29V28H17ZM16 29V30H17ZM28 29H27V31H28ZM39 29H36V32H38V30ZM214 29V28H213ZM264 29V28H263ZM15 30V29H14ZM15 30V31H16ZM26 30V29H25ZM173 30H174V28H173ZM215 30H217V29H215ZM253 30H255V29H253ZM139 31V32H138ZM211 31V30H210ZM260 31V30H259ZM14 32V31H13ZM28 32V33H29ZM138 32V33H137ZM217 32H219V31H217ZM249 32V31H248ZM18 33V32H17ZM33 33V32H32ZM31 33V34H32ZM251 33V32H250ZM249 33V34H250ZM253 33V32H252ZM255 33V32H254ZM257 33V32H256ZM255 33V34H256ZM261 33H262V31H261ZM264 33V32H263ZM31 34H29V35H31ZM34 34V33H33ZM210 34V33H209ZM208 34V35H209ZM216 34V33H215ZM15 35H16V33H15ZM19 35H21V34H19ZM217 35V34H216ZM251 35V37H252V34H250ZM254 35V34H253ZM258 35V34H257ZM257 35H255V36H257ZM260 35V34H259ZM12 36H14V34L12 35ZM12 36H10V37H12ZM137 36V37H138ZM215 36V35H214ZM248 35H246V37H247ZM29 37H31V36H29ZM33 37V36H32ZM217 37V36H216ZM244 37H245V35H244ZM254 37V36H253ZM252 37V38H253ZM260 38H262L261 37V35L259 36ZM8 38V37H7ZM255 38V37H254ZM16 39H17V37H16ZM34 39H35V37H34ZM34 39H31V40H29V41H31L32 43L34 42ZM191 39H193V38H191ZM247 39H249V38H247ZM264 39V38H263ZM37 40V39H36ZM35 40V41H36ZM255 40H257V38H255ZM259 40V39H258ZM262 39H260V41H261ZM10 41V40H9ZM29 41H28V43H29ZM245 41H247V40H245ZM244 41V43H246ZM253 41H254V39H253ZM2 42V41H1ZM11 42V41H10ZM10 42H8L7 44H10ZM19 42H20V40H19ZM31 42L29 43V44H31ZM134 42H135V40H134ZM137 42V45H138V42H139V39L136 41ZM136 42H135V44H136ZM235 42H236V39H235ZM243 42V41H242ZM248 42V41H247ZM264 42V41H263ZM11 43H13V42H11ZM26 44L27 46L29 45V44ZM36 43V42H35ZM37 43H38V41H37ZM234 43V42H233ZM252 43V42H251ZM251 43H250V46H251V50H252V47H254V45L256 44L255 43V41H254V43H253V46L251 45ZM5 45H6V43H4ZM14 44V43H13ZM16 44H18V43H16ZM39 44V43H38ZM38 44H36V45H34V46H37ZM238 44V43H237ZM239 44H241V43H239ZM238 44V45H239ZM258 44H259V42H258ZM257 44V45H258ZM264 44V43H263ZM262 44V45H263ZM25 44L23 45V46H26ZM40 45V44H39ZM39 45H38V47H39ZM127 45V46H126ZM232 45V44H231ZM230 45V46H231ZM235 45H236V43H235ZM235 45H234V47H235ZM243 45H245V44H243ZM248 45V44H247ZM1 46V45H0ZM7 46V45H6ZM11 46V45H10ZM16 46V45H15ZM134 46H136V45H134ZM239 46H242V45H239ZM20 47H22V46H20ZM139 46L136 48V49H134V47H133V50L135 51V50H137L138 48H140ZM183 47V48H182ZM189 47H190V45H189ZM232 47H233V45H232ZM233 47V51H234V55H235V57L236 56H240L241 55V49H236V48H234ZM236 47H237V45H236ZM246 47V46H245ZM244 47V48H245ZM256 47V46H255ZM258 47V46H257ZM31 48V47H30ZM231 48V47H230ZM238 48V47H237ZM264 48V47H263ZM2 49H3V46H2ZM2 49H1V51H2ZM39 49V48H38ZM141 49V48H140ZM145 49V50H144ZM187 49H190V48H187ZM255 48H253V50H254ZM257 49V48H256ZM255 49V50H256ZM259 49H262V48H259ZM14 51H17V48H16V50L15 49H13ZM13 50H10V51H12L13 52ZM18 50H20L19 48H18ZM131 50V49H130ZM144 50V51H143ZM191 51H192V49H190ZM230 50V49H229ZM248 50V49H247ZM255 50L253 51V53L255 52ZM264 50V49H263ZM0 51V52H1ZM6 51H8L7 49H6ZM23 51V53L24 54H26L27 56L30 54L29 52H30V50H28V47L27 48H25V47H22V50L21 51H18V53L19 52H22ZM51 51V52H50ZM89 51V52H88ZM129 51V50H128ZM127 51V52H128ZM134 51H133V53H134ZM191 51H189V52H191ZM242 51H244V50H242ZM11 52V53H12ZM32 52V51H31ZM69 52V53H68ZM82 52H87V53H92V54H90V55H94V57H92L93 59L94 58H96L95 57V54L97 55V58H98V56H99V58H100V61L99 62H101V64L100 65H97V64H94V60H93V62H91L92 60H90L91 58V56L89 57L90 59H88V58H84V56H85V53H83L84 54V56L81 54ZM130 52H132V51H130ZM130 52H128L129 54V56H131L132 54L130 53ZM138 52V51H137ZM136 52V53H137ZM141 52V51H140ZM187 52H188V50H187ZM186 52V54H189V52L187 53ZM249 52H251V51H249ZM257 52V51H256ZM264 52V51H263ZM8 53V52H7ZM14 53V52H13ZM12 53V54H13ZM17 53V54H18ZM34 53V52H33ZM37 53H34V54H37ZM76 53V54H75ZM124 53H126V55H124ZM135 53V54H136ZM231 53H232V49H231ZM230 53V54H231ZM244 53V52H243ZM260 54H261V52H259ZM5 54H6V52H5ZM8 54H10V52L8 53ZM8 54H6V55H8ZM34 54H32L33 56H34ZM43 54V56H45ZM123 54V55H122ZM131 54V55H130ZM135 54L132 56L133 57V59H135ZM226 54V53H225ZM15 55H16V53H15ZM40 55V54H39ZM38 55V56H39ZM48 55V54H47ZM80 55H82L83 56V58H81L82 56H80ZM88 54H86V56H87ZM127 55V56H128ZM191 55V54H190ZM226 55H229V54H226ZM226 55H225V57H226ZM231 55H233V54H231ZM256 54H254V56H255ZM10 56H13V55H10ZM35 56H37V55H35ZM42 56V57H43ZM53 56V55H52ZM59 56V55H58ZM126 56V57H127ZM137 56V55H136ZM194 56V55H193ZM196 56V55H195ZM224 56V55H223ZM245 56V55H244ZM243 56V57H244ZM252 56V55H251ZM258 56V55H257ZM263 57H264V55H262ZM2 57V56H1ZM7 57H9V56H7ZM6 57V58H7ZM14 57V56H13ZM18 57L20 58L21 57V53H20V56L18 55ZM23 57V56H22ZM21 57V58H22ZM25 57V56H24ZM30 57H31V55H30ZM41 56L39 57V59H41L42 58ZM62 57H64V55L62 56ZM66 57V56H65ZM79 57V58H78ZM125 57V58H126ZM191 57V56H190ZM190 57H187V59L189 60V58ZM243 57H241V58H243ZM27 58V57H26ZM35 58V57H34ZM55 58V57H54ZM54 58H52L51 57V59H54ZM68 58V57H67ZM102 58H104V59H102ZM128 58H130V57H128ZM139 58V57H138ZM192 58V57H191ZM228 58V57H227ZM227 58H225V59H227ZM231 58V57H230ZM240 58V59H241ZM244 58H246V57H244ZM254 58V57H253ZM8 60L10 59V58H7ZM14 59H17V57L16 58H14ZM35 59H37V58H35ZM45 59H47L46 58V56H45ZM64 59H66V58H64ZM131 60V63H133V61L134 60ZM137 59V58H136ZM140 59V58H139ZM139 59H137V62H139V63H141L142 61H141V59L139 60ZM187 59H185V60H187ZM224 59V60H225ZM231 59H233V57L231 58ZM236 59L237 60H239L237 57H236ZM235 59V60H236ZM264 59V58H263ZM18 60V59H17ZM16 60V61H17ZM22 60V59H21ZM25 60V59H24ZM32 60H33V57H32ZM56 60V59H55ZM183 60V59H182ZM187 60V61H188ZM201 60V59H200ZM234 60V59H233ZM232 60V61H233ZM243 60V59H242ZM250 60H252V58L250 59ZM23 61V60H22ZM26 61V60H25ZM28 61V60H27ZM59 61V60H58ZM98 60L96 59V62H97ZM136 61V60H135ZM141 61V62H140ZM186 61V62H187ZM205 61V60H204ZM229 61H231V60H229ZM246 61H247V59H246ZM245 61V62H246ZM19 62V61H18ZM29 62V61H28ZM28 62H26L25 64H27ZM53 63L55 62V61H52ZM63 62V61H62ZM66 62H68V59L66 60ZM65 62V63H66ZM145 62V61H144ZM147 62H145V64H147ZM176 62V63H177ZM183 63L185 62V61H182ZM181 62V63H182ZM185 62V63H186ZM198 62V61H197ZM212 62H214V61H212ZM211 62V63H212ZM221 62H223V61H221ZM227 62V61H226ZM239 62V61H238ZM240 62H243L244 63V61H240ZM240 62H239V64H240ZM10 63H12V62H10ZM14 63H16V62H14ZM45 63V62H44ZM60 63V62H59ZM130 63V62H129ZM136 63V62H135ZM175 63V64H176ZM181 63L179 64L178 63V66H177V68L178 67H180V65H181ZM188 63V62H187ZM190 63V62H189ZM201 63H202V61H201ZM207 63V64H206ZM206 66L210 63H208V61H206ZM215 63V62H214ZM217 63V62H216ZM215 63V64H216ZM229 63V62H228ZM235 63H237V61L235 62ZM234 63V64H235ZM242 63V64H243ZM246 63H248V61L246 62ZM17 64H20V63H17ZM49 64V63H48ZM52 64V63H51ZM55 64V63H54ZM57 65H58V63H56ZM55 64V65H56ZM61 64V63H60ZM68 64V63H67ZM137 64V63H136ZM193 63H191V64H188L189 65V68L191 69L192 67H190V65H192ZM194 64H196V63H194ZM193 64V66L195 67V66H197V64L196 65H194ZM199 64V63H198ZM204 64V65H205ZM213 64V63H212ZM214 64V65H215ZM217 64H220V63H217ZM225 64V63H224ZM223 64V65H224ZM230 64H231V62H230ZM229 64V65H230ZM238 64V65H239ZM252 64V63H251ZM14 66L16 65V64H13ZM24 65V64H23ZM50 65V64H49ZM48 65V66H49ZM131 65H135V64H131ZM186 66H187V64H185ZM201 65V64H200ZM222 65V64H221ZM248 65L250 66V64L248 63ZM247 65V66H248ZM254 65V64H253ZM12 66V65H11ZM14 66H12L13 68H14ZM19 66V65H18ZM47 66V67H48ZM129 66H130V64H129ZM128 66V67H129ZM209 66H211V65H209ZM231 66L232 65H230V68H231ZM237 66V65H236ZM235 65L233 66V68H235L236 67ZM242 66V65H241ZM244 66V65H243ZM245 66H246V64H245ZM259 66V65H258ZM2 67V66H1ZM4 67V66H3ZM2 67V68H3ZM7 68H9L8 67V65L6 66ZM12 67H11V69H12ZM24 67V66H23ZM22 67V68H23ZM27 67V66H26ZM25 67V68H26ZM50 68H51V66H49ZM56 67V66H55ZM65 68H66V66H64ZM64 67H63V70H64ZM75 67V68H74ZM136 67H138V64L136 65ZM165 67H167V66H164V68ZM169 67V66H168ZM170 67H173V66H170ZM176 67V66H175ZM184 67V64H183V66L181 65V68H180V70L182 69ZM201 67H203V64H202V66H200V68ZM205 67V66H204ZM217 67V66H216ZM225 67H227V63H226V65H225ZM255 67V66H254ZM5 68V67H4ZM7 68H5V69H7ZM57 68V67H56ZM55 68V69H56ZM61 68V67H60ZM59 68V69H60ZM130 68V67H129ZM141 68V67H140ZM142 68H141V70H142ZM187 68V67H186ZM186 68H184V70L186 69ZM187 69V70H189L190 71V74H193L194 75V72L197 74V72H199L200 71V68L199 67H197L199 70L197 71V69H196V67H195V69L196 70H194V72H191V70L190 69ZM206 68V67H205ZM208 68V67H207ZM206 68V69H207ZM210 68V67H209ZM213 68H215V67H213ZM228 68H229V66H228ZM228 68H225V69H228ZM238 67H236V69H237ZM256 68V67H255ZM262 68V67H261ZM24 69V68H23ZM49 69V68H48ZM58 69V68H57ZM62 69V68H61ZM71 69V68H70ZM74 69H76L77 71L75 72L74 71ZM137 69V68H136ZM166 69H168V68H166ZM173 69V68H172ZM212 69V68H211ZM221 69V68H220ZM219 69V70H220ZM223 70H224V67L222 68ZM242 69H243V67H242ZM246 69V68H245ZM249 69V68H248ZM248 69H247V71H248ZM254 72L256 71V70H254L253 69V66H252V68H251ZM258 69H260V68H258ZM264 69V68H263ZM262 69V71L261 72H263L264 70ZM2 70V69H1ZM4 70V69H3ZM10 70V69H9ZM66 70H67V68H66ZM138 70V69H137ZM140 70V69H139ZM165 70V69H164ZM163 70V71H164ZM168 70H170V68L168 69ZM174 70H175V68H174ZM177 70V69H176ZM183 69H182V71H184ZM187 70H185V74H187L188 73V71ZM210 70V69H209ZM213 70V69H212ZM231 70V69H230ZM250 70V69H249ZM13 71V70H12ZM61 70H59V72H60ZM69 71V70H68ZM159 71V70H158ZM163 71H161V73L163 72ZM197 71V72H196ZM203 71V70H202ZM214 71V70H213ZM212 71V72H213ZM225 71V70H224ZM223 71V72H224ZM232 71L234 72V71H236V70H233L232 69ZM231 71V72H232ZM238 71H240V69L238 68ZM244 71V70H243ZM246 71V70H245ZM244 71V72H245ZM251 71V70H250ZM249 71V72H250ZM258 71V70H257ZM56 72H58L57 70L55 71L54 70V73L56 74ZM59 72L57 73V75L59 74ZM64 72H66L65 70H64ZM71 72V71H70ZM130 72V71H129ZM174 72V71H173ZM187 72V73H186ZM206 72V71H205ZM210 72V71H209ZM208 72V73H209ZM214 72H217V71H214ZM228 72H230V71H227L226 72V74H228ZM53 73V72H52ZM155 73V72H154ZM156 73H157V71H156ZM169 73V72H168ZM171 73V72H170ZM169 73V74H170ZM178 73V72H177ZM177 73H174L175 75L177 74ZM202 73V72H201ZM207 73V72H206ZM206 73H203V74H205V75H207ZM211 73V72H210ZM219 73V72H218ZM218 73H216V74H218ZM236 73H239V72H235L234 74L232 73V76H231V78H233V82H234V80L236 79V78H238V76L236 75V76H234ZM240 73H242V70H241V72ZM247 73V72H246ZM253 73V72H252ZM257 72H255V73H253L254 75L256 74ZM64 75L66 74V73H63ZM159 74H160V72H159ZM168 74V75H169ZM180 74H182V73H180ZM184 74V73H183ZM185 74H184V76H185ZM203 74H201V75H203ZM212 74H214V73H212ZM211 74V75H212ZM215 74V76H217ZM230 74V73H229ZM228 74V75H229ZM243 74V73H242ZM249 74V73H248ZM260 74H264V73H260ZM26 75V74H25ZM57 75H55V76H57ZM146 75V74H145ZM151 75H155V74H151ZM164 75H166V74H164ZM170 75H173V74H170ZM200 75V73H198V75H196V76H201ZM227 75V76H228ZM238 75H241V74H238ZM23 76V75H22ZM63 76V75H62ZM71 76H72V72H71ZM147 76V75H146ZM177 76V75H176ZM176 76H175V78H176ZM187 76H189V78H187L186 76H185V78H187V79H190V81H192L193 83L194 82H196V83H200L201 81V79L199 80L200 82H197V78H199V77H196V76H192V75H189V74H187ZM215 76H214V78H215ZM248 76V75H247ZM247 76H245V77H247ZM262 76H264V75H262ZM261 76V77H262ZM26 77V76H25ZM24 77V78H25ZM30 76H28L27 78H29ZM32 77H34V76H32ZM51 77H53V75L51 76ZM61 76H59V78H57V79H62V77L60 78ZM122 77H124V78H122ZM143 79H142V78ZM161 77H162V75H161ZM167 77V76H166ZM180 77H181V75H180ZM182 77H183V75H182ZM181 77V78H182ZM196 77V78H195ZM206 77V76H205ZM209 77H211V76H209ZM236 77V78H235ZM245 77H243V78H245ZM254 78H255V76H253ZM257 77V76H256ZM260 77V76H259ZM260 77V78H261ZM26 78V79H27ZM31 78V77H30ZM67 78V77H66ZM141 78V79H140ZM146 78V77H145ZM156 78V77H155ZM159 78V80H162L161 78H160V76L158 77ZM170 78V77H169ZM174 78V79H175ZM177 78H179V76L177 77ZM204 77L202 76V79H203ZM212 78V77H211ZM214 78H212L211 80H212V82L214 81ZM225 78V77H224ZM229 78V77H228ZM227 78V79H228ZM241 78V77H240ZM242 78V79H243ZM252 78V77H251ZM250 78V79H251ZM54 79H56V77L54 78ZM54 79H52L53 81H54ZM148 79H150V80H152V77L151 78H148ZM153 79H154V77H153ZM166 79V78H165ZM218 79H219V83L222 81H220V79L221 78H219L218 77ZM217 79V80H218ZM222 79H223V77H222ZM227 79H225V80H227ZM230 79V78H229ZM228 79V81H230ZM239 79V78H238ZM241 79V80H242ZM246 79V78H245ZM244 79V83L246 84V80ZM253 79V78H252ZM257 79H259L258 77H257ZM21 80H22V78H21ZM59 80V81H60ZM145 80V79H144ZM170 80V79H169ZM169 80H166V81H168L169 82ZM175 80H177V79H175ZM181 80V79H180ZM180 80H178V81H180ZM183 80V79H182ZM203 80H205V78L203 79ZM206 80H209V79H206ZM210 80V81H211ZM216 80V79H215ZM224 80V79H223ZM241 80H240V82H241ZM261 80H263L262 78H261ZM25 81V80H24ZM24 81H23V83H24ZM27 81V80H26ZM25 81V82H26ZM44 81V80H43ZM49 81H51V80H49ZM48 81V82H49ZM57 81V80H56ZM58 81V82H59ZM156 81V79L154 80V82ZM164 81V80H163ZM173 81V80H172ZM171 81V82H172ZM184 81H186L185 79H184ZM184 81H181V84L180 85H176V88H177V86L180 88L181 86H182V82H184ZM247 81H248V78H247ZM252 81V80H251ZM256 81L257 80H255V83H256ZM32 82V81H31ZM31 82H29L30 84H29V86H28V88L30 89V92H31V88H32V90L33 89H35V91L36 92H39L38 93V97L40 96V98H39V101L41 102V101H43V100H45L46 99V97L45 96H43V91H44V89L43 88H46V82H43V83H40V82H42L41 80H40V82H38L37 80H36V82H34L33 81V83H31ZM47 82V84H50V83H48ZM145 82H147V81H145ZM150 82V81H149ZM149 82H148V85H149ZM157 82V81H156ZM155 82V83H156ZM162 82V81H161ZM177 82V81H176ZM211 82V84H213V85H215L214 83H212ZM217 82V81H216ZM223 82V81H222ZM226 82V81H225ZM231 82V81H230ZM233 82H231L232 83V85H233ZM242 82V83H243ZM254 81H252V83H253ZM259 82V81H258ZM20 83V82H19ZM45 83V84H44ZM53 83V82H52ZM150 83H152V82H150ZM173 83V82H172ZM186 82H184V85H186L185 84ZM187 83H188V85H190L191 87H193L195 90L196 89H198V87L200 88V85L203 83H200V85L199 84H193L194 86H192V84H189V83H191V82H189V81H187ZM205 83V82H204ZM203 83V84H204ZM207 83L208 82H206L205 84H206V87L208 88V86H207ZM210 83V82H209ZM226 83H228V82H226ZM225 83V84H226ZM235 84H236V82H234ZM251 83V84H252ZM146 84V83H145ZM163 84H165V85H167L166 87V89L165 90H163V88H162V91L161 92H158V91H155L154 89H152V91L154 92L155 91V93H156V95H155V93H153L154 95L151 97L150 95H152V94H148V96H147V100H145L142 104H139L140 105V107H141V109H142V112L141 111H137L138 113L137 114H135V118H136V120H137V126H133V127H135V129L137 128V129H139L140 131L142 130L143 132H142V134L144 133V134H149V132H150V134H151V131L153 132V133H155V134H157V135H159L161 132H162V130H163V133L162 134H165L166 132H167V134H168V132H170V134H172L173 136L175 135L176 136V138L178 139V141H179V143H180V141L182 142V140L184 139V138H187V137H185V135H186V131H187V133H189V132H192V131H194V129H192V131H190L191 129V126L192 125H194V124H196V123H198L199 124V129H200V133H201V138L203 139H205L206 140V149L204 150V155H202L203 157H202V160H201V158H200V160H201V164H202V166H201V169L199 170V173H198V176H197V178H195L194 177V179H196L195 180V183L194 182H192L191 184H189V186L186 188V191H183L181 188V190L179 191L180 193H181V191H183L184 193L182 194L183 196L181 197L182 199H181V204H183V203H185L184 201H185V198L187 199V197L189 196V195H191V193H192V190H193V187H195V185L196 186H198L199 184V186H201L200 188H199V193H200V195L198 196V198L196 199V201H200V203H201V201H203L202 199H203V197H205V196H207L206 194H205V192L206 193H208L207 192V190H209V188H211L212 186H213V184L212 183H215V182H219L220 181V187H226L225 189H227V191H226V195L228 196L229 195V197H226V198H229V200H228V202H230V207L233 209L234 208V210L233 211H231V213L233 212L234 213V215L235 214H237L235 217H237V219H239V220H237L238 221V224H237V226L235 225H233L235 228H233V226H232V231H230L229 233H227L226 235H231L230 237H227L226 235H224L223 237H220L221 239L223 238V239H225V240H222V242H221V245L220 246H222V243H224V249L221 251V252H219V251H217L218 253H216V254H213L212 255V259H211V261H209V259H208V261L209 262H211V264H264V93L263 94H259V95H257V100H256V103H255V105H254V108H253V110H252V114H249V116H251V117H249V120L248 119H246V121H244V122H247V120H248V122L247 123H245L244 125H247V126H245V129H244V132L242 133V140H241V142H240V144H239V155H237L236 157L237 158H235L233 161H231L230 159H228V154L230 155V152L229 151H232L231 150V148H229V144H227V143H229L228 141H227V139H228V133L226 132V131H224V129H222L221 127H219L220 126V124L218 123V121L219 122H221L222 121V119H224L223 117H222V119L221 118H219L218 116H216V117H218L217 119H219L218 121H217V123L219 124L218 126H217V123H215V120H214V123L216 124V126L214 127L213 126V129H209L210 127H208V125H209V122L210 121H212V119L214 118V116H215V110L213 109V105H214V107L217 105L216 104V100L214 101V95L216 94H218V93H220V92H222L223 93V91H224V88H223V90L221 89V88H218L219 86L217 85V88L218 89H215V90H210L209 91V88H208V94L206 95V97H204L205 95V92H204V94H202V96L204 97V99H203V101L202 100H200L201 102V104H199V106H196V109L194 108L195 106H193V107H191L192 108V110L193 109H195V110H193L192 112L191 111H189L190 113L188 114L187 113V117H186V120L184 121V120H182L183 118H181V116H179V115H182L183 117H184V115L181 113V114H179V115H177V113L181 110H176L175 109V111H178L177 113L176 112H174V113H176V115L177 116H179L180 117V119L181 120H178V122L177 123H174V124H172L171 122V120L172 119H170L169 118V116H172V114H171V112L173 111L172 110V108H173V105H172V107H170L171 106V104L170 103H168L167 102V100H169L168 98H170V97H173L174 96V94H175V97H173V98H170V102H172L173 103V101L175 102L176 100H173L174 98H176L180 93L179 92H182V91H184L183 89H182V87L180 88V89H182V91L180 90L179 91V89L177 88L176 90H174V88H175V86H174V88L170 85V83H169V85L171 86H169L168 85V83L166 84V82L165 83H163ZM203 84L201 85V87L203 86ZM204 84V85H205ZM210 84V85H211ZM224 83H222V85H223ZM244 84V85H245ZM248 84H250V83H248ZM257 84V83H256ZM262 84H264V83H262ZM20 85V84H19ZM23 85V84H22ZM51 85L52 84H50V86H49V88L51 87ZM53 85H56V84H54L53 83ZM53 85H52V92H53V89H55V87H56V92H57V88H59V86L57 85V86H54L53 87ZM133 85V86H134ZM152 85L153 86H151V87H154L155 85H157V83L154 85L153 83H152ZM160 85V84H159ZM162 85V84H161ZM160 85V86H161ZM164 85V86H165ZM198 85V86H197ZM220 85V84H219ZM221 85V86H222ZM230 85V84H229ZM238 85V84H237ZM240 85V84H239ZM243 85V84H242ZM252 85H254V84H252ZM24 86H27L26 84L24 85ZM84 86V87H83ZM144 86V85H143ZM163 86V87H164ZM169 86V87H168ZM187 86V85H186ZM185 86V87H186ZM212 86V85H211ZM226 87H227V84L225 85ZM234 86V85H233ZM236 86V85H235ZM249 86V85H248ZM247 85H246V87H248ZM251 86V85H250ZM20 87V86H19ZM156 87V86H155ZM183 87L184 89H187L188 87ZM205 87V86H204ZM213 87V86H212ZM215 87V86H214ZM226 87H225V89H226ZM232 87V86H231ZM240 87V86H239ZM244 87V86H243ZM27 88V87H26ZM27 88V89H28ZM50 88V89H51ZM60 88L58 89V91L60 90ZM142 88V87H141ZM144 88V87H143ZM141 89V90H144V89ZM216 88V87H215ZM235 88V87H234ZM238 88V87H237ZM236 88V89H237ZM253 88V87H252ZM252 88H250V89H252ZM24 89H25V87H24ZM23 89V91L25 92V94L27 95L28 93H26V91L27 90H24ZM81 89V90H82ZM87 89V90H86ZM147 89V88H146ZM150 90H151V88H149ZM158 89V87L156 88V90ZM191 89V91H193L194 89H192V88H190ZM201 89V88H200ZM199 89V90H200ZM203 89V88H202ZM201 89V91L203 92V91H205V88L202 90ZM210 89H211V87H210ZM230 89V88H229ZM233 89V88H232ZM242 88H240V90H241ZM246 89H249V88H246ZM17 91H19L18 89H16ZM15 90V91H16ZM21 90V89H20ZM48 90V89H47ZM46 90V91H47ZM80 90V91H81ZM82 90V91H83ZM132 90V89H131ZM140 90V91H141ZM179 92H178V91ZM198 90V91H199ZM253 90V89H252ZM263 90H264V88H263ZM79 91V92H80ZM103 91V92H104ZM130 91V90H129ZM135 91H136V88H135ZM140 91H138L137 90V92H140ZM145 91V90H144ZM187 91V90H186ZM190 90L188 91L189 93L187 94V95H192V97H193V93H194V91H193V93H191L190 94V92H191ZM206 91H207V89H206ZM237 92L235 93V94H238V90H236ZM242 91V90H241ZM240 91V92H241ZM245 91V90H244ZM249 91V90H248ZM255 91H256V89H255ZM43 92V93H42ZM49 92V91H48ZM50 92H51V90H50ZM55 92V91H54ZM55 92V94H57ZM60 92V91H59ZM142 92V91H141ZM146 92H148V91H145L144 92V94L146 93ZM232 92V91H231ZM239 92V93H240ZM247 92V91H246ZM252 91H250V94L251 95H253L252 93H251ZM254 92V91H253ZM264 92V91H263ZM61 93V92H60ZM67 93H70V92H67ZM80 93H82V92H80ZM130 93V92H129ZM134 92H132L131 93V95H134L133 94ZM152 93V92H151ZM177 93H178V95H177ZM184 93V92H183ZM196 93V92H195ZM201 93V92H200ZM221 93V94H222ZM228 93H230V92H228ZM248 93V92H247ZM246 93V94H247ZM24 94V93H23ZM54 94V93H53ZM72 94H74V93H72ZM96 94H97V97H95L96 96ZM110 94H112V93H110ZM114 94V93H113ZM141 94V93H140ZM198 95H199V93H197ZM25 95V96H26ZM59 95V94H58ZM66 95H69V94H66ZM75 95V94H74ZM105 95V94H104ZM103 95V96H104ZM142 95V94H141ZM146 95V94H145ZM145 95H143V97L145 96ZM177 95V96H176ZM182 95V96H181ZM186 94L184 93V96H185ZM187 95H186V97H187ZM197 95V96H198ZM215 95V96H216ZM238 95H240V94H238ZM238 95H235V97L237 96L238 97ZM244 95V94H243ZM63 96V95H62ZM62 96H61V98H62ZM77 95H75V97H76ZM94 96V97H93ZM102 96V97H103ZM109 96V95H108ZM107 96V97H108ZM135 96V95H134ZM133 96V97H134ZM138 96V95H137ZM200 96V95H199ZM222 96V95H221ZM225 96H226V94H225ZM232 96V95H231ZM230 96V97H231ZM242 96V95H241ZM241 96L240 97H236L238 100H239V98H241ZM255 96V95H254ZM254 96H253V98H254ZM43 97V98H42ZM59 97V96H58ZM68 97V96H67ZM69 97H70V95H69ZM74 97V96H73ZM74 97V98H75ZM107 97H104V98H107ZM111 97V96H110ZM110 97H109V99H110ZM130 97V96H129ZM139 97V96H138ZM182 97V98H181ZM219 97V96H218ZM217 97V98H218ZM223 97V96H222ZM227 97H228V95H227ZM65 98V97H64ZM71 99H72V97H70ZM101 98V97H100ZM128 98V97H127ZM135 98V97H134ZM146 98V97H145ZM179 98H181V99H183V94H180V96H179ZM225 98V97H224ZM244 97H242V99H243ZM246 98V97H245ZM38 99V98H37ZM68 98H66V100H67ZM71 99L69 100V101H71ZM112 99V98H111ZM112 99V100H113ZM186 99V101H187V99H188V97L187 98H185ZM190 99L192 100V99H194L195 100V98H191L190 97ZM220 99V98H219ZM237 99H235V101H237ZM255 99V98H254ZM16 100V99H15ZM65 100V99H64ZM65 100V101H66ZM102 100H103V98H102ZM138 101H143V99L141 100V98H140V100L139 99H137ZM137 100H136V102H137ZM171 100H173V101H171ZM178 100H180V99H178ZM178 100L176 101V103L178 102ZM193 100V101H194ZM198 99L196 98V101H197ZM198 100V101H199ZM227 100V99H226ZM244 100V99H243ZM243 100L241 101V103L243 102ZM74 101V100H73ZM75 101H76V98H75ZM74 101V103H76ZM82 101V100H81ZM106 101V100H105ZM114 101H112V102H114ZM127 101V100H126ZM182 101H184V100H182ZM186 101H185V103H186ZM193 101H191V102H193ZM218 101H221V100H218ZM217 101V102H218ZM223 101V100H222ZM228 101V100H227ZM246 101V100H245ZM12 102V101H11ZM20 102H22V101H20ZM40 102H39V104H40ZM67 102V101H66ZM72 102V101H71ZM71 102H69V104L71 103ZM78 102H79V100H78ZM114 102V103H115ZM134 102H135V100H134ZM136 102H135V106H136ZM179 102H181V101H179ZM178 102V103H179ZM195 102V101H194ZM225 102V101H224ZM231 102V101H230ZM237 102H239V101H237ZM17 103V102H16ZM23 103V102H22ZM24 103H26L25 102V99H24ZM73 103V104H74ZM80 103V102H79ZM83 103V102H82ZM108 103V102H107ZM125 103V102H124ZM128 105H129V100H128ZM130 103H133L132 101L130 102ZM177 103V105H179ZM182 103V102H181ZM188 103H189V101H188ZM196 103V102H195ZM194 103V104H195ZM198 103V102H197ZM222 103V102H221ZM232 103L233 104H235L233 101H232ZM250 103H251V101H250ZM18 104V103H17ZM29 104V103H28ZM81 104V103H80ZM84 104V103H83ZM95 104V103H94ZM138 104V103H137ZM170 104V105H169ZM174 104V103H173ZM187 104V103H186ZM189 104H191V103H189ZM232 104V105H233ZM20 105V104H19ZM34 105V104H33ZM89 105V104H88ZM91 105V104H90ZM99 105V104H98ZM105 105V104H104ZM108 105V104H107ZM120 105V104H119ZM125 105H127V104H125ZM124 105V106H125ZM176 105V104H175ZM174 105V106H175ZM181 105V104H180ZM198 105V104H197ZM221 105V104H220ZM236 105H237V103H236ZM238 105H239V103H238ZM249 105V104H248ZM247 105V106H248ZM252 105V106H253ZM14 106V105H13ZM17 106V105H16ZM15 106V107H16ZM21 106H23L22 104H21ZM25 107H27L28 105H24ZM38 106V105H37ZM70 106V105H69ZM75 106V104L73 105V107ZM83 106H86V105H83ZM110 106H112V103H110ZM109 106V107H110ZM116 106V105H115ZM117 106H118V104H117ZM130 106V105H129ZM131 106H134V105H131ZM186 106V105H185ZM184 106V107H185ZM218 107H219V104L217 105ZM228 107V105H224V107ZM235 106V105H234ZM242 106H244V107H246V102H245V105H242ZM251 106V105H250ZM24 107V108H25ZM81 107V106H80ZM106 108H107V106H105ZM105 107H103V108H105ZM121 107V106H120ZM119 107V108H120ZM127 107V106H126ZM175 107H177V106H175ZM180 107V106H179ZM178 107V108H179ZM183 107V105L180 107V108H182ZM223 107V106H222ZM223 107V108H224ZM229 107H230V105H229ZM229 107H228V109H229ZM243 107V108H244ZM82 108V107H81ZM93 108V111H94V108L95 107H92ZM111 108V107H110ZM110 108H107L108 110H110V111H112V110H115V109H110ZM114 108H116V107H114ZM139 108V107H138ZM186 108H187V106H186ZM184 109L185 111H187L188 109ZM188 108H190V106L188 105ZM190 108V109H191ZM236 108L237 109H239L240 107H238V106H236L235 107V110H236ZM73 109V108H72ZM75 109V108H74ZM91 109V108H90ZM107 109H104V110H107ZM137 109V108H136ZM174 109V108H173ZM183 109V108H182ZM215 109H217V108H215ZM240 109H242V108H240ZM245 109V108H244ZM251 109V108H250ZM25 110V109H24ZM77 110V109H76ZM120 110V109H119ZM140 110V109H139ZM19 111H20V109H19ZM74 111V110H73ZM82 111H85V109H82ZM117 111V110H116ZM131 111V109L129 110V112H126V114H124V116L126 117H131V116H133V115H131L130 116V114H132L133 112H130ZM223 111H226L225 110V108H224V110ZM230 111V110H229ZM246 111H248L249 112V110L247 109ZM251 111V110H250ZM77 112V111H76ZM79 112H81V111H79ZM89 112V111H88ZM88 112H86L85 111V114L87 113L88 114ZM91 112H92V109H91ZM90 112V113H91ZM106 111H104V113H105ZM107 112H109V111H107ZM181 112V111H180ZM222 112V111H221ZM220 112V113H221ZM228 112V111H227ZM232 112V111H231ZM237 112V110L235 111V113ZM242 112V111H241ZM247 112V113H248ZM82 113H84V112H82ZM89 113V114H90ZM99 113H100V110H99ZM121 113H123V111H121ZM130 113V114H129ZM217 113V112H216ZM230 113V112H229ZM233 113V112H232ZM231 113V115H233ZM239 114H237L238 116L240 115V112H238ZM243 113H244V111H243ZM242 113V114H243ZM246 113V112H245ZM108 113H106V115H107ZM110 114V113H109ZM184 114H185V112H184ZM224 115H225V113H223ZM66 115V114H65ZM93 115H96V114H93ZM106 115H105V117H106ZM115 115V114H114ZM118 114H116V116H117ZM120 115V114H119ZM118 115V116H119ZM176 115L174 116V114H173V116L174 117H176ZM223 115V116H224ZM247 115V114H246ZM82 116V115H81ZM108 116V115H107ZM186 116V115H185ZM227 116H228V114H227ZM229 116H230V114H229ZM234 116V115H233ZM235 116H236V114H235ZM99 117V116H98ZM97 117V118H98ZM110 117H111V115H110ZM115 117V116H114ZM114 117H113V119H114ZM126 117V118H127ZM173 117V121H174V119H177V118H174ZM220 117H221V115H220ZM225 117V116H224ZM241 117V116H240ZM240 117H238V118H240ZM243 117H246V116H244L243 115ZM67 118V117H66ZM84 117H80L79 115H77L74 119H77V121H79V119L80 120H82ZM96 118V119H97ZM108 118V117H107ZM116 118V117H115ZM118 118V117H117ZM132 118V117H131ZM225 118H228V117H225ZM230 118H232V117H230ZM71 119V120H70ZM70 119H68L67 121H64L63 122V124L62 123H58V121H55V122H57L56 124H54L53 123V125L52 126H50V123H49V125L48 126H45L44 128H45V134L48 136V138L52 141L55 137H57V136H59L60 137V135H62V134H64L66 131H67V129L69 130V128L71 127V125L73 124V123H75V120L74 119H72V118H70ZM94 119V118H93ZM104 119H106V118H104ZM109 119H111V118H109ZM120 119V118H119ZM119 119H117L118 121H120ZM122 119L123 118H121V121H122ZM128 119H130V118H128ZM133 119H134V117H133ZM133 119H131V120H133ZM216 119V118H215ZM235 119V118H234ZM243 119H245V118H243ZM242 119V120H243ZM59 120V119H58ZM63 120H65V119H63ZM62 120V121H63ZM89 120V119H88ZM87 120V121H88ZM101 120V119H100ZM112 120V119H111ZM124 120V119H123ZM135 120V119H134ZM133 120V122L134 123H136V120L134 121ZM226 120V119H225ZM228 120V119H227ZM226 120V121H227ZM231 120V119H230ZM233 120V119H232ZM240 119H238V122H240L239 121ZM61 121V120H60ZM84 121H85V119H84ZM90 121V120H89ZM103 121V120H102ZM108 121V120H107ZM106 121V122H107ZM120 121V122H121ZM124 121H127V119H125ZM129 121V120H128ZM171 121V122H170ZM226 121H224L223 120V122H226ZM233 121H236V120H233ZM232 121V122H233ZM96 122H97V120H96ZM99 122V121H98ZM130 122V121H129ZM222 122V123H223ZM230 122V121H229ZM229 122L227 123V124H229ZM237 122V123H238ZM77 123V122H76ZM75 123V124H76ZM78 123H80V122H78ZM87 123V122H86ZM93 123H95L94 121H93ZM92 123V124H93ZM104 123V122H103ZM112 123H114V122H112ZM116 123V122H115ZM118 123V122H117ZM116 123V124H117ZM124 123V122H123ZM126 123H128V122H126ZM171 123V124H170ZM234 123V122H233ZM232 123V124H233ZM242 123V122H241ZM85 124V122H83V125ZM99 124V123H98ZM119 124V123H118ZM117 124V125H118ZM122 124V123H121ZM130 124V123H129ZM212 124H213V122H212ZM236 124V123H235ZM235 124H234V126H235ZM243 124V123H242ZM241 124V125H242ZM44 125H46V124H44ZM43 125V126H44ZM80 125V127L79 128H81V126H82V124L80 123L79 124ZM87 125V124H86ZM100 125V124H99ZM115 125V124H114ZM133 125V124H132ZM170 125V126H169ZM175 125V126H174ZM224 125H225V123H224ZM231 125V124H230ZM237 125V127H239L238 125L239 124H236ZM243 125V126H244ZM72 126H75V125H72ZM98 126V125H97ZM104 126V125H103ZM103 126H101L100 125V127H103ZM106 126V125H105ZM119 126H124L123 124L122 125H120L119 124ZM119 126H117V128L119 127ZM169 126V127H168ZM197 126V125H196ZM223 126V125H222ZM231 126H233V125H231ZM7 127V126H6ZM6 127H4V128H6ZM10 127V126H9ZM6 128V129H0V157H1V159L2 158H4V159H2V160H5L6 158H8L7 156H10V155H8L9 154V152L12 150L11 148V144H9V145H3V146H1V143H2V140H6L7 138H6V136H8V135H12L13 136V138H15L14 139V141L16 140V139H18L19 141L20 140H22L23 142H26V143H28V144H34L35 142H37L39 139V137L37 136L36 138H35V136L33 135V134H31L27 129H24V127H17V128H19V129H17V130H15L16 128L14 127V126H12V127H10V128ZM13 127L15 128L14 130H11V129H13ZM28 127V126H27ZM76 127H78V124H77V126ZM92 127V126H91ZM107 127H110V125L109 126H107ZM115 127H116V125H115ZM114 127V128H115ZM124 127H126V124H125V126ZM124 127H122V129L124 128ZM130 127V126H129ZM226 127H227V125H226ZM236 127V126H235ZM236 127V128H237ZM3 128V127H2ZM38 128H41V127H38ZM43 128V127H42ZM41 128V130L40 131H42V133H43V129ZM87 128V126H83L81 129H86ZM93 128V127H92ZM92 128H90V130H89V132L88 133H90V134H92L91 133V129ZM105 128V127H104ZM119 128H121V127H119ZM189 128V129H188ZM197 127H195V129H196ZM224 128V127H223ZM240 128V127H239ZM33 128L31 127V130H32ZM35 129H36V127H35ZM34 129V130H35ZM77 129V128H76ZM94 129V128H93ZM100 129V128H99ZM110 129V128H109ZM130 129H132V128H130ZM134 129V128H133ZM182 129H184L183 131H182ZM188 129V130H187ZM198 129V128H197ZM196 129V130H197ZM30 130V131H31ZM87 130V129H86ZM86 130H85V132H82V133H84L85 135V137H86V135H87V132H86ZM100 130H102V129H100ZM121 130V129H120ZM125 130V129H124ZM182 131L181 133L179 132V131ZM240 130V129H239ZM33 131V130H32ZM72 131V130H71ZM70 131V132H71ZM76 131V130H75ZM78 131H80V130H78ZM106 131V130H105ZM132 131V130H131ZM130 131V132H131ZM189 131V132H188ZM198 131V130H197ZM229 131V130H228ZM242 131V130H241ZM241 131H240V133H241ZM74 132V131H73ZM116 132V131H115ZM121 132H123L122 130H121ZM120 132V133H121ZM125 132V131H124ZM128 131L126 130V133H127ZM137 133V130L136 131H134V133ZM177 132H179V133H177ZM230 132V131H229ZM233 132V131H232ZM41 133V132H40ZM39 133V134H40ZM69 133V132H68ZM76 133V132H75ZM95 133V132H94ZM104 133H106V132H103V134ZM119 133V132H118ZM118 133H116L117 134V136H118ZM135 133V134H136ZM152 133V134H153ZM196 133V132H195ZM198 133V132H197ZM200 133H198V135L200 134ZM239 133V132H238ZM73 134V133H72ZM78 134V133H77ZM76 134V135H77ZM116 134H114V135H116ZM134 134V135H135ZM142 134H140L141 135V137H142ZM162 134H160V135H162ZM64 135H66V133L64 134ZM63 135V136H64ZM79 136H81L80 135V133L78 134ZM106 135V134H105ZM107 135H108V133H107ZM106 135V136H107ZM123 135V134H122ZM154 135V134H153ZM152 135V136H153ZM172 135H170V136H172ZM240 135V134H239ZM12 136L9 138V140L10 139H12V142H13V138H12ZM45 136V135H44ZM43 136V137H44ZM71 136H73V135H71ZM83 136V135H82ZM95 136V134L92 136V137H94ZM96 136H97V134H96ZM99 136H100V133H99ZM105 136V137H106ZM112 136V135H111ZM129 136H130V134H129ZM163 136H165V135H162V137ZM175 136H174V138H175ZM193 136H196L195 134L193 135ZM193 136H190V137H193ZM6 139H5V138ZM109 137V136H108ZM114 137V136H113ZM122 138H124L125 136H121ZM135 137H138V136H136L135 135ZM134 137V138H135ZM144 137V136H143ZM151 136H149V138H150ZM161 137V136H160ZM168 137H169V135H168ZM167 137V138H168ZM189 137V136H188ZM197 137V136H196ZM200 137V136H199ZM241 137V136H240ZM4 138V139H3ZM45 138H46V136H45ZM76 138H78L77 140H79V137H77L76 136ZM82 138V137H81ZM101 139L100 140H102L103 138H104V135H103V137H100ZM122 138H120V139H122ZM139 138V137H138ZM154 138H156V137H154ZM163 138H165V137H163ZM162 138V139H163ZM174 138H171V139H173L174 140ZM195 138V137H194ZM47 139V138H46ZM58 139V138H57ZM70 139V138H69ZM98 139V138H97ZM107 139V138H106ZM113 139V138H112ZM119 139V140H120ZM128 139V141H129V137L127 138ZM142 139V138H141ZM146 139V138H145ZM151 139V138H150ZM157 139V138H156ZM155 139V140H156ZM160 139V138H159ZM190 139V138H189ZM198 139V138H197ZM200 139V138H199ZM203 139V140H204ZM37 140V141H36ZM59 140H61V139H59ZM59 140H56V141H59ZM72 140V139H71ZM95 140H96V138H95ZM99 140V141H100ZM104 140V139H103ZM148 140V139H147ZM154 140V139H153ZM154 140V141H155ZM165 140V139H164ZM166 140H168V139H166ZM231 140V139H230ZM17 141V140H16ZM21 141V142H22ZM42 141V140H41ZM50 141V142H51ZM80 141H81V139H80ZM84 141H85V139H84ZM84 141H83V144H84ZM92 141H94V140H92ZM98 141V142H99ZM109 141V140H108ZM125 141V140H124ZM134 141H135V139H134ZM158 141V140H157ZM162 141V140H161ZM169 141V140H168ZM178 141H177V143H178ZM5 142V141H4ZM3 142V143H4ZM7 142V141H6ZM20 142V143H21ZM40 142V141H39ZM39 142H37V143H39ZM47 142V141H46ZM50 142H49V144H50ZM70 142H72V141H70ZM75 142V141H74ZM97 142V141H96ZM116 142V141H115ZM136 142V141H135ZM184 142H186V141H184ZM197 142V141H196ZM43 143V142H42ZM42 143H39V145L40 144H42ZM44 143H45V140H44ZM55 143V142H54ZM63 143V142H62ZM65 143V142H64ZM63 143V144H64ZM86 143V142H85ZM109 143V142H108ZM113 143H114V141H113ZM120 143V142H119ZM118 143V144H119ZM123 143V142H122ZM133 143L134 142H132V145H133ZM143 143H144V141H143ZM146 143H147V141H146ZM150 143V142H149ZM154 143V142H153ZM153 143H151V144H153ZM157 143V142H156ZM159 143H160V141H159ZM173 143V142H172ZM195 143V142H194ZM200 143V142H199ZM261 143L263 144V145H261ZM8 144V143H7ZM23 144V143H22ZM48 144V143H47ZM48 144V145H49ZM56 144V143H55ZM78 144H79V142H78ZM78 144H77V146H78ZM80 144H82V142H80ZM82 144V145H83ZM91 144H92V142H91ZM95 144V143H94ZM110 144V143H109ZM112 144V143H111ZM116 144V143H115ZM114 144V145H115ZM124 144V143H123ZM135 144V143H134ZM142 144V143H141ZM169 143H167V145H168ZM181 144V143H180ZM179 144V147H183L184 146V144L181 146ZM186 144V143H185ZM191 144V143H190ZM198 144V143H197ZM225 144H227L228 145V147L227 146H225ZM29 145V146H30ZM38 145V146H39ZM69 145H71V144H69ZM87 145V144H86ZM99 145V144H98ZM106 145H108V144H106ZM126 145V144H125ZM130 145H131V143H130ZM131 145V146H132ZM140 145V144H139ZM142 145H145V143L144 144H142ZM142 145H140V146H142ZM170 145V144H169ZM168 145V146H169ZM200 145H202L203 146V144H202V141H201V144ZM205 145V144H204ZM12 146H13V144H12ZM16 146V145H15ZM27 146V145H26ZM35 146H37V145H35ZM46 146V145H45ZM76 146V145H75ZM89 146V145H88ZM95 146V145H94ZM119 146V145H118ZM122 147H123V145H121ZM120 146V147H121ZM137 146H138V144H137ZM136 146V147H137ZM140 146H139V148H140ZM146 146H147V144H146ZM158 146H160V145H158ZM175 146H178V145H175ZM32 147H34V145L32 146ZM41 147V146H40ZM49 147H51V146H49ZM52 147H54V146H52ZM51 147V148H52ZM69 147H72V146H69ZM87 147V146H86ZM85 146H84V148L82 147V149H85L86 148ZM93 147V146H92ZM91 147V148H92ZM108 147V146H107ZM110 148H111V145L109 146ZM116 147H117V145H116ZM149 147H150V145H149ZM170 147V146H169ZM185 147V146H184ZM194 147H196V146H194ZM204 147V146H203ZM231 147V146H230ZM14 148V147H13ZM17 148V147H16ZM19 148H22V147H19ZM39 148V147H38ZM44 148V147H43ZM46 148V147H45ZM73 148V147H72ZM90 147H89V149H91ZM95 148V147H94ZM93 148V149H94ZM96 148H97V146H96ZM125 148H126V146H125ZM134 148V147H133ZM139 148H138V150L137 151H139ZM143 148H144V146H143ZM147 148V147H146ZM145 148V149H146ZM157 148V147H156ZM164 148V147H163ZM176 148V147H175ZM188 148H189V146H188ZM191 148L192 147H190V149L189 150H191ZM197 148V147H196ZM199 148H201V146L199 147ZM24 149V148H23ZM77 149V148H76ZM80 149H81V146H80ZM87 149V148H86ZM92 149V150H93ZM116 149V148H115ZM130 149V148H129ZM142 148H140V150H141ZM153 149V148H152ZM158 149V148H157ZM156 149V150H157ZM164 149H166V148H164ZM179 149V148H178ZM202 149H204V148H202ZM230 149V150H229ZM17 150V149H16ZM15 150V151H16ZM33 150H34V148H33ZM47 150V149H46ZM75 150V149H74ZM88 150V149H87ZM123 150V149H122ZM126 150H127V148H126ZM131 150V149H130ZM133 150V149H132ZM148 150H149V152H151L150 151V148H148ZM159 150V149H158ZM163 150V149H162ZM161 150V151H162ZM171 150H172V148H171ZM176 151H178L177 149H175ZM180 150V149H179ZM182 150V149H181ZM180 150V151H181ZM183 150H186V149H183ZM195 150V149H194ZM199 150V149H198ZM24 151V150H23ZM35 151H36V153H38L37 152V150L35 149ZM94 151V150H93ZM110 151V150H109ZM125 151V150H124ZM145 151V150H144ZM169 151V150H168ZM167 151V153H169ZM12 152H14V150L12 151ZM25 152H26V150H25ZM32 152V151H31ZM76 152H78V151H76ZM89 152H90V150H89ZM112 152V151H111ZM114 152V151H113ZM120 152H123V151H120ZM120 152H118V154L120 153ZM126 152V151H125ZM135 152H136V149H135ZM163 152V151H162ZM166 152V151H165ZM179 152V151H178ZM188 152V151H187ZM196 152H198V151H196ZM201 153H202V151H200ZM233 152V151H232ZM8 153V154H7ZM11 153V152H10ZM99 153V152H98ZM124 153V152H123ZM127 153V152H126ZM132 153H133V151H132ZM140 153V152H139ZM142 153V152H141ZM139 154L140 156L142 155L143 156V154H144V152L142 153V154ZM180 153V152H179ZM178 153V154H179ZM29 154V153H28ZM43 154V152L42 153H39L38 154V156H40V155H42ZM71 154V153H70ZM74 154V153H73ZM82 154V153H81ZM89 154V153H88ZM91 154H93V153H91ZM110 154V153H109ZM108 154V155H109ZM116 154V153H115ZM125 154V153H124ZM124 154H123V156H124ZM135 155H136V153H134ZM152 155L154 154L155 155V152L154 153H151ZM174 154H176V155H178L177 153H174ZM189 155H192L191 153H188ZM27 155V154H26ZM69 155V154H68ZM78 155V154H77ZM90 155V154H89ZM88 155V156H89ZM126 155V154H125ZM131 155H133V154H131ZM147 155V154H146ZM157 155V154H156ZM158 155H163V154H158ZM170 155V154H169ZM185 155H186V153H185ZM194 155V154H193ZM192 155V156H193ZM199 155H201L200 153H199ZM199 155H198V157H199ZM22 156H24V155H22ZM37 156V157H38ZM71 156V155H70ZM84 156V155H83ZM93 156V155H92ZM95 156V155H94ZM111 156H113V155H111ZM120 154L118 155V156H116V157H118L117 159H116V162H118V163H116V164H119V165H121V162H122V159L124 158L123 156H120ZM127 156V155H126ZM125 156V157H126ZM139 156V157H140ZM144 156H145V154H144ZM149 156V155H148ZM181 156V155H180ZM195 156L197 157V154H195ZM25 157V156H24ZM29 157V156H28ZM36 157V158H37ZM98 157V156H97ZM106 157H109V156H106ZM123 157V158H122ZM156 157V156H155ZM162 157V156H161ZM166 157H167V155H166ZM171 157H172V155H171ZM179 157V156H178ZM177 157V158H178ZM186 157V156H185ZM191 157V156H190ZM194 157V156H193ZM10 158V157H9ZM33 158V157H32ZM72 158V157H71ZM75 158H77L76 156H75ZM92 157H90V159H91ZM129 158V157H128ZM132 158H133V156H132ZM138 157L136 156V159H137ZM149 158V157H148ZM151 158V157H150ZM154 158V157H153ZM157 158V157H156ZM164 158V157H163ZM168 158V157H167ZM176 158V157H175ZM12 158H10L9 160H11ZM25 159V158H24ZM30 159V158H29ZM83 159V158H82ZM87 159V158H86ZM115 159V158H114ZM142 159V158H141ZM146 160L147 158H143V160ZM159 159H160V157H159ZM170 160H171V158H169ZM169 159L167 160V161H165V162H167L168 164L172 161H170V162H168L169 161ZM192 159V158H191ZM194 159V158H193ZM35 160H39V158L38 159H35ZM70 160H72V159H70ZM69 160V161H70ZM75 160V159H74ZM74 160H73V162H74ZM77 160V159H76ZM81 160V159H80ZM89 160V159H88ZM91 160H93V159H91ZM105 160V159H104ZM126 160H128V159H126ZM138 160V159H137ZM140 160V159H139ZM150 160V159H149ZM158 160V159H157ZM174 160V159H173ZM29 161V160H28ZM44 161L45 160H42V161H38V162H36V163H31L32 162V160H31V162L30 163H28L29 164V167H31V169L30 170H33V171H35L37 168H39L38 166L39 165H41V164H45L44 163ZM112 161V160H111ZM134 161V160H133ZM148 161V160H147ZM154 161V160H153ZM153 161H151V162H153ZM161 161V160H160ZM159 161V162H160ZM164 161V160H163ZM190 161H193V160H190ZM189 161V162H190ZM199 161V160H198ZM34 162V161H33ZM71 162V161H70ZM80 161H78L77 163L75 162V165H76V168H78V165L80 164L79 163ZM84 162V161H83ZM129 162V161H128ZM136 162V161H135ZM143 162V161H142ZM146 162V161H145ZM145 162H143V163H145ZM156 162V161H155ZM158 162V161H157ZM56 163H58V162H56ZM92 163V162H91ZM113 163V162H112ZM114 163V164H115ZM125 163H126V161H125ZM134 163V162H133ZM137 163V162H136ZM139 163V165H137V166H141L142 164H140L141 162H138ZM147 163V162H146ZM163 163V162H162ZM166 163V164H167ZM174 163V162H173ZM172 163V164H173ZM178 163V162H177ZM195 163V162H194ZM197 163V162H196ZM52 164V163H51ZM54 164V163H53ZM72 164V163H71ZM74 164V163H73ZM89 164V163H88ZM87 164V165H88ZM108 164V163H107ZM127 164V163H126ZM126 164H123V162H122V165H126ZM135 164V163H134ZM148 164H149V162H148ZM155 164V163H154ZM156 164H158V163H156ZM164 164V163H163ZM168 164H167V166H168ZM69 165H70V163H69ZM81 165V164H80ZM79 165V166H80ZM84 165V164H83ZM128 166H129V164H127ZM126 165V166H127ZM130 165H131V163H130ZM146 165V164H145ZM144 165V166H145ZM195 165V164H194ZM61 166V165H60ZM72 166V165H71ZM110 166H111V164H110ZM126 166H125V168H126ZM172 166V165H171ZM186 166V165H185ZM197 166H199L198 164H197ZM49 167V166H48ZM173 167V166H172ZM72 168H73V166H72ZM72 168H70V170H68V171H71V169ZM86 168H87V166H86ZM89 168H90V165H89ZM133 168H134V166H133ZM141 168H142V166H141ZM145 168H147V166H145ZM157 168H158V165H157ZM161 168H162V166H161ZM183 168V167H182ZM187 168H192V166L190 165V166H188L187 165ZM195 168H196V166H195ZM203 168V169H202ZM23 170H24V168H22ZM44 169V168H43ZM46 169H48V168H46ZM54 169V168H53ZM52 169V170H53ZM56 169V168H55ZM107 169V168H106ZM118 169H120V168H118ZM122 169V168H121ZM120 169V170H121ZM135 169V168H134ZM164 170H165V165H164V168H163ZM186 169V168H185ZM30 170H28L29 172H30ZM45 170V169H44ZM76 170V169H75ZM126 170V169H125ZM142 170V169H141ZM144 170V169H143ZM146 170V169H145ZM150 170H152L151 168H150ZM188 170V169H187ZM196 170V169H195ZM194 170V171H195ZM22 171V170H21ZM27 171V172H28ZM42 171V170H41ZM46 171V170H45ZM48 171V170H47ZM68 171H66V172H68ZM73 171H74V168H73ZM83 171V170H82ZM89 171V170H88ZM126 171H130V168L128 169V170H126ZM138 171H140V169L138 170ZM149 171V170H148ZM153 171V170H152ZM157 171V170H156ZM162 171V170H161ZM36 172V171H35ZM53 172V171H52ZM52 172H50V173H52ZM60 172V171H59ZM63 172V171H62ZM151 171H149V173H150ZM182 172V171H181ZM192 172V171H191ZM33 173V172H32ZM50 173H48V174H50ZM69 173V172H68ZM68 173H66L67 174V176H69L68 175ZM73 173V172H72ZM79 173V172H78ZM77 173V174H78ZM87 173V172H86ZM89 173V172H88ZM120 173V172H119ZM124 173V172H123ZM135 173V172H134ZM134 173L132 174V177H134L133 175H134ZM140 173V172H139ZM157 173V172H156ZM160 173V172H159ZM161 173H163V171L161 172ZM190 172L188 171V174H189ZM197 173V172H196ZM1 174H3V173H1ZM48 174H45V175H48ZM53 174V173H52ZM75 174V173H74ZM109 174V173H108ZM136 174V173H135ZM155 174V173H154ZM4 175V174H3ZM27 175H28V173H27ZM41 175V173L39 174V178L41 177L40 176ZM76 175V174H75ZM84 175H85V173H84ZM88 175H90V174H88ZM87 175V176H88ZM104 175H106V173L104 174ZM137 175V174H136ZM143 175V174H142ZM150 175H153V173H150ZM150 175H148V176H150ZM156 175V174H155ZM182 175V174H181ZM184 175V174H183ZM190 175V174H189ZM42 176H43V174H42ZM64 176V175H63ZM109 176V175H108ZM139 176V175H138ZM146 176V175H145ZM154 176V175H153ZM157 176H159V175H157ZM191 176V175H190ZM189 176V177H190ZM23 177H24V175H23ZM36 177V176H35ZM44 177H46L47 178V176H43V178ZM50 177H52V175L50 176ZM54 177V176H53ZM83 177V176H82ZM89 177V176H88ZM107 176H105V178H106ZM123 177V176H122ZM121 177V178H122ZM162 177H164V176H162ZM193 177V176H192ZM32 178V177H31ZM37 178V177H36ZM64 178H66L67 179V177H64ZM64 178L62 179V180H64ZM74 178V177H73ZM90 178V177H89ZM110 178V177H109ZM113 178V177H112ZM124 178V177H123ZM129 178H131V176H129ZM137 178V177H136ZM145 178V177H144ZM149 179L150 178H152V177H148ZM187 178V177H186ZM185 178V179H186ZM3 178H1V180H2ZM41 179V178H40ZM45 179V178H44ZM72 179V178H71ZM88 179V178H87ZM86 179V180H87ZM91 179V178H90ZM100 179H102V177L100 178ZM106 179H108V178H106ZM124 179H126V178H124ZM128 179V178H127ZM160 179V178H159ZM161 179H163V178H161ZM50 180V179H49ZM80 180V179H79ZM79 180H78V182H79ZM85 180V181H86ZM103 180V179H102ZM130 180V179H129ZM129 180H126V181H129ZM135 179H133V181H134ZM218 180V181H217ZM4 181V180H3ZM51 181V180H50ZM66 181V180H65ZM65 181H63V182H65ZM67 181H69L68 179H67ZM67 181H66V183H67ZM71 181V180H70ZM77 181V180H76ZM84 180H83V182H85ZM101 181V180H100ZM110 181H111V179H110ZM146 181V180H145ZM162 181V180H161ZM164 181V180H163ZM170 181V180H169ZM87 183H88V181H86ZM147 182V181H146ZM165 182V181H164ZM187 182H190V181H188L187 180ZM39 183H41V182H39ZM44 183V182H43ZM42 183V185H44ZM47 183V182H46ZM48 183H51V182H49L48 181ZM62 183V182H61ZM60 183V184H61ZM101 182H99V184H100ZM109 183V182H108ZM123 183V182H122ZM130 183V182H129ZM136 183V182H135ZM140 183V182H139ZM142 183V182H141ZM163 183V182H162ZM161 183V184H162ZM194 183V186H192V184ZM65 184V183H64ZM69 184H71V183H68L67 185H69ZM73 184V183H72ZM78 184V183H77ZM76 184V185H77ZM91 184V183H90ZM107 184V183H106ZM112 183H110V185H111ZM128 184V183H127ZM172 184V183H171ZM171 184H170V187H171ZM175 184V183H174ZM2 185H3V183H2ZM8 185H9V183H8ZM7 185V186H8ZM18 185H20V184H18ZM66 185V184H65ZM80 185V184H79ZM78 185V186H79ZM84 185H86V184H84ZM94 185H96V184H94ZM98 185V184H97ZM114 185V184H113ZM116 185V184H115ZM137 185H138V183H137ZM137 185H134V187H137ZM141 185V184H140ZM143 185H145V184H143ZM153 185V184H152ZM188 185V184H187ZM222 185V186H221ZM47 186H49V184L47 185ZM63 186V185H62ZM72 186V185H71ZM83 186V185H82ZM88 186H89V184H88ZM87 186V187H88ZM100 186H101V184H100ZM105 186V185H104ZM112 186V185H111ZM125 186H126V184H125ZM175 186V185H174ZM182 186V185H181ZM198 186V187H199ZM6 187V186H5ZM46 187V186H45ZM50 187H52V186H50ZM63 187H65V186H63ZM67 187V186H66ZM74 187H75V185L73 184V189H74ZM77 187V186H76ZM85 187V186H84ZM90 187V186H89ZM96 187V186H95ZM97 187H99V186H97ZM128 187V186H127ZM130 187V186H129ZM139 187V186H138ZM141 187V186H140ZM145 186H143V188H144ZM218 187V186H217ZM4 188V187H3ZM41 188H42V186H41ZM40 188V189H41ZM49 188V187H48ZM70 188V187H69ZM92 188H93V184H92ZM104 189H107V188H105V187H103ZM111 188V187H110ZM110 188H108L109 190H110ZM126 188V187H125ZM196 188V187H195ZM219 188V187H218ZM218 188H217V192L216 193H218ZM39 189V190H40ZM44 189V188H43ZM54 189V188H53ZM65 189V188H64ZM76 189V188H75ZM99 189H100V187H99ZM102 189V188H101ZM103 189V190H104ZM131 190H132V187L130 188ZM130 189H127V192H128V190L131 192V190ZM154 189V188H153ZM168 189V188H167ZM170 189H172V188H170ZM169 189V191H171ZM197 189V188H196ZM220 189V188H219ZM222 189V188H221ZM220 189V190H221ZM224 189V188H223ZM5 190V189H4ZM9 190V189H8ZM11 190V189H10ZM14 190V189H13ZM45 190H47V189H45ZM45 190H44V192H39L38 191V194H36V197H39L38 199H36V202L37 203H35V206L37 205V206H39V205H41V204H43V203H41L42 201H44V200H46V199H49L48 197H45ZM66 190H68V188L66 189ZM82 190V189H81ZM95 190V189H94ZM111 190H113V189H111ZM115 190H116V188H115ZM175 190V189H174ZM1 191V190H0ZM2 191H3V189H2ZM40 191H43V190H40ZM54 191V190H53ZM77 191H80V190H77ZM88 191V190H87ZM87 191H86V193H87ZM97 191H99V190H97ZM114 191V190H113ZM112 191V192H113ZM126 191V190H125ZM134 191V190H133ZM133 191H132V194H134L133 193ZM177 191V190H176ZM198 191V190H197ZM213 190H211V192H212ZM223 191V190H222ZM4 192V191H3ZM15 192H17V191H15ZM62 191L60 190V193H61ZM65 191H63L62 193H64ZM89 192H90V190H89ZM92 192V191H91ZM90 192V193H91ZM101 192V191H100ZM100 192L98 193V194H100ZM104 192V191H103ZM107 192H108V190H107ZM106 192V193H107ZM124 192V191H123ZM140 192V191H139ZM143 192V191H142ZM168 192V191H167ZM172 192V191H171ZM175 192V191H174ZM210 192V191H209ZM224 192V191H223ZM18 193V192H17ZM13 194L12 192H10V194L8 195V193H7V195L6 196H1L2 198H0V201H2L1 203H0V207H1V209H0V211H6V209H7V205H8V203L10 204L11 203V206H13V204H15V200H16V197L18 196V194ZM59 193V192H58ZM68 193H69V191H68ZM68 193H66V194H68ZM78 193V192H77ZM82 193V192H81ZM178 193V192H177ZM213 193V192H212ZM220 193V192H219ZM218 193V195L220 196V194ZM55 194V193H54ZM57 194V193H56ZM71 194H73V193H71ZM96 194V193H95ZM94 194V195H95ZM109 194H110V196H111V192H109ZM109 194H108V197H110L109 196ZM115 194H116V192H115ZM127 194V193H126ZM128 194H129V192H128ZM132 194H130V195H132ZM142 194V193H141ZM194 194L196 195V193L194 192ZM2 195V194H1ZM100 195H103V194H100ZM100 195L98 196V197H100ZM114 195V194H113ZM112 195V196H113ZM129 195V196H130ZM135 195V194H134ZM139 195V194H138ZM143 195V194H142ZM141 195V196H142ZM171 195V194H170ZM212 195V194H211ZM214 195H215V193H214ZM217 195V194H216ZM218 195L214 198L215 200H213V202L210 204V206L212 207L213 206V204H214V209H216V205L218 206ZM51 196H52V194H51ZM62 196V194H60L59 195V197H61ZM65 196V195H64ZM68 196V195H67ZM71 196V195H70ZM104 196H106V194L104 195ZM180 196V195H179ZM194 196V195H193ZM192 196V198H194ZM196 196V197H197ZM222 196H224V195H222ZM28 197V196H27ZM53 197V196H52ZM59 197H57L56 196V198H59ZM72 197V196H71ZM82 197V196H81ZM135 197V196H134ZM157 197V196H156ZM163 197H164V195H163ZM174 197H175V195H174ZM210 197V196H209ZM17 198H20V197H17ZM69 198V197H68ZM85 198V197H84ZM88 198V197H87ZM114 198V197H113ZM115 198H116V195H115ZM114 198V199H115ZM125 198V197H124ZM143 198V197H142ZM180 198V197H179ZM35 199L33 200V201H35ZM62 199V198H61ZM60 199V200H61ZM81 199V198H80ZM79 199V200H80ZM82 199H83V197H82ZM101 199H103V198H101ZM104 199H106V198H104ZM108 199H110V198H107V200ZM126 199H127V197H126ZM132 198L130 197V200H131ZM134 199H136V197L134 198ZM133 199V200H134ZM190 199V198H189ZM188 199V200H189ZM206 199V198H205ZM204 199V200H205ZM59 200V199H58ZM57 200V201H58ZM59 200V201H60ZM65 200V199H64ZM67 200H69V199H67ZM73 200V199H72ZM85 200V199H84ZM83 200V201H84ZM87 200V199H86ZM112 200V199H111ZM111 200H109V201H111ZM117 200V199H116ZM115 200V201H116ZM173 200V199H172ZM175 200H176V197H175ZM193 200V199H192ZM221 200H222V198H221ZM227 200V199H226ZM63 201V200H62ZM74 201H76V200H74ZM78 201V200H77ZM101 202H102V200H100ZM136 201V200H135ZM164 201V200H163ZM162 201V202H163ZM166 201V200H165ZM190 201V200H189ZM61 202V201H60ZM68 202H70V201H68ZM72 202V201H71ZM101 202H99L98 204H101ZM107 202V201H106ZM121 202H122V200H121ZM120 202V203H121ZM124 202H125V200H124ZM126 202H127V200H126ZM129 202V201H128ZM131 203L133 202V201H130ZM146 202V201H145ZM168 202H170V201H168ZM180 202V201H179ZM178 202V203H179ZM191 202V201H190ZM203 202H205V201H203ZM207 202V201H206ZM223 202V201H222ZM34 203V202H33ZM47 203V202H46ZM53 203V202H52ZM74 203V202H73ZM78 203V202H77ZM119 203V202H118ZM131 203H129V204H131ZM136 203V202H135ZM156 203H158V202H156ZM164 203V202H163ZM172 203H174L175 205H176V203L177 202H172ZM171 203V204H172ZM189 203V202H188ZM187 203V205H189ZM48 204V203H47ZM50 204V203H49ZM61 204V203H60ZM70 204V203H69ZM76 204V203H75ZM79 204H80V202H79ZM78 204V205H79ZM82 204V203H81ZM125 204V203H124ZM148 204V203H147ZM154 205H155V202L153 203ZM180 204V203H179ZM191 204V203H190ZM198 204V203H197ZM227 204H229V203H227ZM30 205V204H29ZM55 205V204H54ZM71 205V204H70ZM105 205V204H104ZM110 205V204H109ZM117 205V204H116ZM120 205V204H119ZM143 205V204H142ZM161 205H162V207L164 206V207H166L165 206V204L163 205V204H160V206H158V208H159V210H160V207H161ZM169 205V204H168ZM201 205H202V203H201ZM206 205H207V203H206ZM36 206V207H37ZM58 206V205H57ZM56 206V207H57ZM83 206V205H82ZM98 206V205H97ZM103 206V205H102ZM101 206V207H102ZM106 206V205H105ZM112 206V205H111ZM121 206V205H120ZM129 206V205H128ZM145 207H146V205H144ZM144 206H142V207H144ZM149 206V205H148ZM157 206V205H156ZM185 206V205H184ZM181 207V205L180 206H178L179 208L181 207L182 208V210L186 207ZM191 206V205H190ZM193 206H195V205H193ZM192 206V207H193ZM222 206H224V205H222ZM227 205L225 204V207H226ZM229 206V205H228ZM227 206V207H228ZM30 207V206H29ZM45 207V206H44ZM48 207V206H47ZM51 207V206H50ZM69 207V206H68ZM79 207H80V205H79ZM99 208H100V206H98ZM98 207H93L94 209L95 208H98ZM117 207V206H116ZM119 207V206H118ZM124 207V206H123ZM127 207V206H126ZM130 207H132L131 205H130ZM133 207H136V204H135V206L133 205ZM132 207V208H133ZM168 207V206H167ZM166 207V210L169 208H167ZM173 207V206H172ZM178 207H177V209H178ZM187 207H189V206H187ZM197 207V206H196ZM202 207H204V206H202ZM208 207V206H207ZM211 207H209V208H211ZM220 207V206H219ZM12 208V207H11ZM34 208V207H33ZM39 208H41L40 206H39ZM38 208V209H39ZM67 208V207H66ZM66 208L64 209V210H66ZM72 208V207H71ZM92 208V209H93ZM103 208V207H102ZM107 208V207H106ZM115 208V207H114ZM120 208H122V207H120ZM119 208V209H120ZM131 208V209H132ZM137 208V207H136ZM135 208V209H136ZM180 208V209H181ZM195 208V207H194ZM209 208H208V210H209ZM213 208V207H212ZM211 208V210H214V209H212ZM3 209V210H2ZM44 209H46V208H44ZM44 209H42L43 211H44ZM60 209V208H59ZM78 209H80V208H78ZM82 209V208H81ZM108 209V208H107ZM119 209H118V211H119ZM135 209L133 210L134 212H135ZM138 209V208H137ZM139 209H141V208H139ZM148 209H150V206L148 207ZM162 209V208H161ZM175 209V211H176V208H173V210ZM189 209H191V208H189ZM196 209V208H195ZM200 211L202 210V208H198ZM207 208L205 207V210H206ZM221 209V208H220ZM12 210V209H11ZM30 210V209H29ZM32 211H33V215L31 216L32 218L33 217H36L37 216V209H31ZM41 210V209H40ZM41 210V211H42ZM57 210V209H56ZM56 210H54V211H56ZM67 210H69V208L67 209ZM72 210V209H71ZM112 210V209H111ZM164 210V209H163ZM162 210V211H163ZM171 210V209H170ZM192 210H193V208H192ZM198 210V211H199ZM76 211V210H75ZM75 211H70V212H68L67 213V217L65 218L66 220H70L69 222L67 221L66 222V224H68L69 226H68V228H70V226H72L71 224H73L75 221H77V220H75L74 221V219H76V213H75ZM83 211V210H82ZM81 211V212H82ZM91 211V210H90ZM97 211H99V210H97ZM101 211V210H100ZM115 211V210H114ZM126 211V210H125ZM128 211V210H127ZM129 211H131V210H129ZM129 211L127 212L128 214V216H129ZM137 211V210H136ZM140 211V210H139ZM143 211V210H142ZM146 211V210H145ZM165 211V210H164ZM189 211V210H188ZM187 211V212H188ZM197 211V212H198ZM203 211V210H202ZM216 211V210H215ZM219 211H222L223 212V210L221 209V210H219ZM219 211H217V212H219ZM225 211H226V209H225ZM51 212H53V211H51ZM57 212V211H56ZM60 212V211H59ZM65 213H66V211H64ZM84 212V211H83ZM88 212V211H87ZM86 212V213H87ZM92 212V211H91ZM95 212V211H94ZM93 212V213H94ZM177 212H178V210H177ZM180 212V211H179ZM190 212V211H189ZM217 212H214L213 211V213H217ZM235 212H237V213H235ZM3 213H6V212H3ZM47 213V212H46ZM55 213V212H54ZM100 213V212H99ZM111 213V212H110ZM116 213V212H115ZM115 213H113V215L115 214ZM124 213V212H123ZM122 213V214H123ZM157 213V212H156ZM156 213H154V216H155V214ZM173 213H175V212H173ZM191 213H192V211H191ZM200 213H202V212H199V214ZM212 213V212H211ZM45 214V213H44ZM48 214V213H47ZM55 214H58V212L57 213H55ZM61 214V213H60ZM82 214V213H81ZM96 213H94V215H95ZM104 214V213H103ZM138 214V213H137ZM136 214V215H137ZM172 214V213H171ZM182 214H184V213H182ZM187 214V213H186ZM185 214V215H186ZM198 213H196V215H197ZM203 214V213H202ZM228 214V213H227ZM49 215H50V213H49ZM52 215H53V213H52ZM80 215V214H79ZM91 215V214H90ZM85 216V218H83L84 219V221L86 220V224H88V222H89V219L90 218H92L93 217V215H91V216ZM108 215V214H107ZM112 215V214H111ZM120 215V214H119ZM126 215V214H125ZM126 215V216H127ZM139 215V214H138ZM188 215V214H187ZM192 215V214H191ZM196 215H195V217H196ZM207 215V214H206ZM209 215V214H208ZM215 215V214H214ZM214 215L212 216L211 215V217H209V216H207V217H205V218H210L209 220H212L213 219V217H214ZM218 215H220V214H218ZM217 215V216H218ZM2 216V215H1ZM48 215H46V217H47ZM51 216V215H50ZM55 216V215H54ZM54 216H52L53 218H54ZM56 216H58V215H56ZM66 216V215H65ZM109 216V215H108ZM116 216V215H115ZM121 216V215H120ZM120 216H118L119 218H120ZM132 216V215H131ZM142 217H143V215H141ZM140 216V217H141ZM149 216V215H148ZM156 216L159 218H157V217H155V218H157V220L158 221H162V220H160V216H158L157 214H156ZM179 216V215H178ZM177 216V217H178ZM183 216V215H182ZM203 216H205V215H203ZM220 216H222V215H220ZM232 216V215H231ZM52 217L50 218V220L52 219ZM80 217H81V215H80ZM80 217H77V218H80ZM98 217H99V215H98ZM113 217V216H112ZM151 217V216H150ZM168 217L170 218V215H168ZM174 217V216H173ZM177 217H175V219L177 218ZM184 217V216H183ZM215 217H216V215H215ZM230 217V216H229ZM103 218V217H102ZM106 218H108V217H106ZM143 218H145V217H143ZM146 218H148V220L150 221V219H149V217H147V215H146ZM186 219L187 218H189V216H187V217H185ZM194 218V217H193ZM192 218V219H193ZM223 218V217H222ZM82 218H81V220H83ZM124 219H126V218H124ZM135 219V218H134ZM137 219H140L141 220V218H139V216L137 217ZM137 219H135L136 221H137ZM152 219V218H151ZM179 219V218H178ZM182 219V218H181ZM184 219V218H183ZM217 219V218H216ZM215 219V220H216ZM225 219H227V218H225ZM225 219L224 220H222V222L224 221L225 222ZM228 219H230V218H228ZM236 219V218H235ZM5 220L6 219H1L0 218V232H2L3 231V224H5ZM41 220V219H40ZM54 220H56V218H54ZM58 220V219H57ZM119 220V219H118ZM122 220V219H121ZM139 220V221H140ZM147 220V221H148ZM170 220H171V218H170ZM189 220H190V218H189ZM194 220V222H195V219H193ZM200 220V219H199ZM214 220V219H213ZM214 220V221H215ZM220 220V219H219ZM233 220V219H232ZM11 221V220H10ZM14 221V220H13ZM34 221V220H33ZM32 221V222H33ZM40 224H41V221H39V220H37ZM53 221V220H52ZM84 221H83V223H84ZM91 221V220H90ZM97 220L95 219V222H96ZM113 221V220H112ZM120 221V220H119ZM127 221V220H126ZM129 221V220H128ZM128 221H127V223H125L124 221V223L125 224H121V229L120 228H118L119 230H120V232L118 231V232H115L116 233V235L115 234H113L112 232V234H109V235H107V236H105V237H103V233L101 234V236H102V238H101V240L97 243V245L99 244V246H101V243L104 241V238L106 239V238H108V239H111V237H116V236H121V235H123V233H125V231H127V229H128V227L130 226L129 224H128ZM142 221H143V219H142ZM149 221L147 222V223H149ZM153 221V220H152ZM182 221V220H181ZM187 221V220H186ZM201 221H202V219H201ZM201 221H198V223L200 222V223H203V222H201ZM213 221V222H214ZM218 221V220H217ZM226 221H228V220H226ZM8 222V221H7ZM45 222V221H44ZM43 222V223H44ZM55 221H53V223H54ZM129 222H131V221H129ZM141 222V221H140ZM145 222V221H144ZM144 222L143 223H140V226H144L145 227V225H141V224H144ZM162 222H165V221H162ZM174 222V221H173ZM189 222V221H188ZM192 222V221H191ZM207 222H209V221H207ZM33 223H35V222H33ZM32 223V224H33ZM37 223V222H36ZM81 223V222H80ZM92 223V222H91ZM103 223V222H102ZM110 223H111V221H110ZM115 223V222H114ZM133 223H134V221H133ZM132 223V224H133ZM153 223H154V221H153ZM157 222H155V224H156ZM172 223V222H171ZM179 223V222H178ZM187 223V222H186ZM196 223V222H195ZM197 223V224H198ZM38 224V223H37ZM106 224H107V221H106ZM138 224V223H137ZM154 224V225H155ZM162 224V223H161ZM175 224V223H174ZM181 224H184V223H181ZM191 224V223H190ZM192 224H194V223H192ZM197 224H195L194 226H196ZM205 224H206V222H205ZM211 224H212V221H211ZM215 224H216V222H215ZM217 224H219V222L217 223ZM226 224V223H225ZM35 225V224H34ZM34 225H33V228H34ZM39 225V224H38ZM45 225V224H44ZM49 225V224H48ZM56 225V224H55ZM104 225V224H103ZM139 225V224H138ZM137 225V226H138ZM148 225V224H147ZM150 225V224H149ZM157 225H158V223H157ZM164 225H166L165 223H164ZM177 225V224H176ZM180 225V224H179ZM199 225V227L201 226V224H198ZM198 225H197V227H198ZM203 225V224H202ZM207 225H208V223H207ZM210 225V224H209ZM209 225H208V227H209ZM221 225V224H220ZM50 226V225H49ZM118 226H120V225H118ZM159 226V225H158ZM175 226V225H174ZM184 226V228H185V226H186V224H184L183 225ZM193 226V225H192ZM191 226V227H192ZM193 226V227H194ZM206 226V225H205ZM215 226V225H214ZM217 226V225H216ZM230 226H231V223H230ZM40 227H41V225H40ZM46 227H48L47 226V224H46ZM51 227H54V226H52L51 225ZM136 227V226H135ZM150 227V226H149ZM156 227V226H155ZM169 227V226H168ZM178 227V226H177ZM190 226H189V228H191ZM192 227V228H193ZM211 227H213V224H212V226ZM38 228V227H37ZM45 228V227H44ZM130 228V227H129ZM138 228H139V232H141V230L143 229H141L139 226H138ZM163 228V227H162ZM165 228V227H164ZM167 228V227H166ZM173 228V227H172ZM183 228V227H182ZM189 228H187V229H189ZM206 228V227H205ZM214 229H215V227H213ZM228 228H229V225H228ZM42 229V228H41ZM46 229V228H45ZM51 229V228H50ZM50 229H48L47 231L49 232V230ZM136 229H137V227H136ZM145 229V228H144ZM149 229V228H148ZM152 229H154V227L152 228ZM157 229H158V227H157ZM160 229V228H159ZM170 229H171V227H170ZM178 229H180V228H178ZM200 229V228H199ZM204 229V228H203ZM217 229V228H216ZM221 229V228H220ZM219 229V230H220ZM40 230V229H39ZM135 230V229H134ZM168 230V229H167ZM182 230V229H181ZM180 230V231H181ZM190 230V229H189ZM194 231H195V229H193ZM197 230V229H196ZM207 230V229H206ZM208 230H209V228H208ZM222 231L224 230V229H221ZM220 230V231H221ZM234 230V231H233ZM31 231H33V230H31ZM44 231H46V230H44ZM43 231V232H44ZM46 231V232H47ZM114 231V230H113ZM115 231H117V230H115ZM164 231V230H163ZM175 230H173V229H171L170 230V232H171V234L174 232ZM179 231V230H178ZM177 231V232H178ZM187 231V230H186ZM191 232H192V229L190 230ZM194 231H193V233H194ZM200 231V230H199ZM204 231V230H203ZM210 232L209 233H211V230H209ZM213 231V230H212ZM215 231V230H214ZM213 231V232H214ZM225 231V230H224ZM228 231V230H227ZM36 232V231H35ZM42 232V233H43ZM47 232V233H48ZM52 231L50 230V233H51ZM139 232H137V234H139ZM143 232V231H142ZM141 232V233H142ZM148 232V231H147ZM150 233H151V231H149ZM158 233H159V231H157ZM166 232V231H165ZM169 232V233H170ZM185 232V231H184ZM196 232V231H195ZM232 232V233H231ZM45 233V232H44ZM53 233V232H52ZM130 233V232H129ZM155 233V232H154ZM179 233V232H178ZM187 233V232H186ZM208 233V234H209ZM217 233V232H216ZM223 233V232H222ZM28 234V233H27ZM36 234V233H35ZM41 234V233H40ZM188 234H189V232H188ZM192 234V233H191ZM206 234V233H205ZM215 234V233H214ZM218 234V233H217ZM219 234H221V233H219ZM37 235H39V233L37 234ZM43 235V234H42ZM41 235V236H42ZM45 235H47V234H45ZM51 235V234H50ZM68 235V234H67ZM127 235V234H126ZM133 235V234H132ZM136 235V234H135ZM147 235V234H146ZM159 235V234H158ZM162 236L164 235V234H161ZM160 235V236H161ZM184 235V234H183ZM187 235V234H186ZM29 236H30V232H29ZM28 236V237H29ZM65 236V235H64ZM100 236V237H101ZM154 236V235H153ZM156 236V235H155ZM151 237V239L148 241V242H146L145 243V245L144 246H146V248L148 249H151V248H155V247H158V249L159 250H161V252H162V254H165L166 256H167V258H164V261H166L167 260V262H171V260L174 258V260H176V256H177V254L180 252H178V251H176V249H177V247H175L174 245L175 244H172L171 245V243H173L172 241H170L171 243H170V245H164V246H161V245H163V244H159L158 245V242H159V239H161L162 237H158V238H156V237ZM173 236V235H172ZM174 236H175V234H174ZM188 237H189V235H187ZM186 236V237H187ZM195 235L193 234V237H194ZM200 236V235H199ZM208 236V235H207ZM211 235L209 234V237H210ZM23 237H26L25 235L23 236ZM48 237V236H47ZM51 237V236H50ZM99 237V238H100ZM170 237V236H169ZM192 237V236H191ZM192 237V238H193ZM196 237V236H195ZM212 237V236H211ZM215 237V236H214ZM27 238V237H26ZM32 238H34V237H32ZM38 238V237H37ZM42 238H43V236H42ZM49 238V237H48ZM61 238H63V237H61ZM67 237H65V238H63V239H65V240H67L66 239ZM172 238V237H171ZM174 238V237H173ZM180 238V237H179ZM183 238H185V237H183ZM1 239V238H0ZM24 239V238H23ZM30 239H31V237H30ZM40 239V238H39ZM44 239H46L45 238V236H44ZM189 239V238H188ZM187 239V240H188ZM202 239H203V236H202ZM211 239V238H210ZM29 240V239H28ZM33 240H35V239H33ZM32 240V241H33ZM47 240V239H46ZM99 240V239H98ZM168 240V239H167ZM173 240V239H172ZM177 241H178V239H176ZM180 240H181V238H180ZM183 240V239H182ZM185 240V239H184ZM219 240V239H218ZM218 240H217V242H218ZM26 241V240H25ZM165 241V240H164ZM169 241V240H168ZM174 241V240H173ZM176 241V242H177ZM189 241V240H188ZM192 241V240H191ZM196 241H197V239H196ZM199 241V240H198ZM200 241H202L201 239H200ZM28 242V241H27ZM36 242V241H35ZM43 242V241H42ZM106 242V241H105ZM167 242V241H166ZM175 242V241H174ZM182 242V241H181ZM205 243H208V242H206V241H204ZM214 242V241H213ZM59 243L62 245V247H60L61 248V251L63 252H65V250L63 249V247H65L66 246V244H63L61 241H59ZM168 243V242H167ZM180 243V242H179ZM184 243V242H183ZM199 243V242H198ZM215 243V242H214ZM213 243V244H214ZM40 244V243H39ZM45 244V243H44ZM166 244V243H165ZM177 244V243H176ZM181 244V246H182V243H180ZM195 244V243H194ZM220 244V243H219ZM218 244V245H219ZM47 245V244H46ZM197 245H199V244H197ZM204 246H205V244H203ZM215 245V244H214ZM40 246V245H39ZM49 246V245H48ZM51 247H52V245H50ZM55 246H58V245H55ZM177 246H178V244H177ZM186 247H187V245H185ZM188 246H189V244H188ZM191 246V245H190ZM200 246V245H199ZM27 248H28V246H26ZM31 247V246H30ZM42 247V246H41ZM45 248V245H44V247H42V250L44 249L45 251L46 250H48L47 252H45L46 254H47V259H45V260H47L46 261V263L47 264H49L51 261H54V260H58V258H59V256L58 255H55V253L54 252H52L53 251V247L52 248ZM194 247H196V246H194ZM205 247H207V246H205ZM205 247H203L202 246V248H199V250L201 251V252H199V254L198 253H195V255L197 254V255H200V256H206L207 255V253H206V251L205 250H203V249H205ZM216 247V246H215ZM219 247V246H218ZM217 247V248H218ZM33 248H36L35 247V245H33ZM176 248V249H175ZM188 248V247H187ZM26 249V248H25ZM30 248H28V250H29ZM41 249V248H40ZM183 249H185V248H183ZM190 249V248H189ZM191 249H192V247H191ZM197 249V248H196ZM219 249V248H218ZM220 249H221V247H220ZM41 250V251H42ZM156 250H157V248H156ZM181 250V249H180ZM207 250V249H206ZM31 251H33V250H31ZM135 251V249H130L129 250V252L130 253H128V254H133V252ZM27 252V251H26ZM132 252V253H131ZM176 252V253H175ZM178 252V253H177ZM182 252V251H181ZM180 252V253H181ZM183 252H184V250H183ZM189 252V251H188ZM192 252V251H191ZM197 252V251H196ZM193 254H194V252H192ZM210 253V252H209ZM44 254V253H43ZM42 254V255H43ZM182 254V253H181ZM193 254H192V257H194L193 256ZM30 255V254H29ZM39 256H40V253H39ZM43 256H45V255H43ZM208 256H210V255H208ZM7 257V256H6ZM30 257V256H29ZM46 257V256H45ZM99 257H100V255H98L97 257L95 256V257H91V259H90V261H87V263L88 264H99V261H100V259H99ZM140 256L139 255H137V254H133L132 255V258L130 259V260H126L125 261V263L126 262H128L129 264H134V263H136V261H137V259L139 258ZM172 257V258H171ZM192 257H189V259L191 258L192 259ZM197 257V256H196ZM156 258H158L159 259V257H156ZM188 258V257H187ZM186 258V256H185V254H182V257H180L179 258V260H176V261H179V264H181L182 262L184 263V261H189V259H187ZM4 259H5V257H4ZM8 259H10V257L8 258ZM29 259H31V258H29ZM139 259H142L141 257L139 258ZM157 259V260H158ZM193 259H195V258H193ZM199 259V258H198ZM7 260V259H6ZM15 260V259H14ZM123 260H124V257L123 256H117V257H115L114 259H113V261L111 262L110 261V259H108V260H106L107 262H109V264H122L123 263ZM156 260V259H155ZM173 260V261H174ZM205 260H207V259H205ZM8 261V260H7ZM11 261V260H10ZM27 261V260H26ZM24 262L25 264L27 263V262ZM39 261V260H38ZM41 261V260H40ZM152 261V260H151ZM175 261V262H176ZM196 261V260H195ZM201 261H202V259L200 260V262H199V264H202L201 263ZM29 262V261H28ZM31 262V261H30ZM29 262V263H30ZM92 262V263H91ZM106 262V263H107ZM153 262H154V258H153ZM153 262L152 263H150V261H149V263L150 264H153ZM187 262H186V264H187ZM190 262V261H189ZM203 263H204V259H203V261H202ZM9 263V262H8ZM13 263H14V261H13ZM23 263V264H24ZM33 262H31L30 264H32ZM45 263V262H44ZM140 263V262H139ZM173 263V262H172ZM171 263V264H172ZM205 263L207 264V262L205 261ZM204 263V264H205ZM3 264H4V262H3ZM10 264H11V262H10ZM40 264H42V263H40ZM143 264V263H142ZM145 264V263H144ZM176 264V263H175Z\"/></svg>",
  "mask_w": 264,
  "mask_h": 264
}]
</instances>
